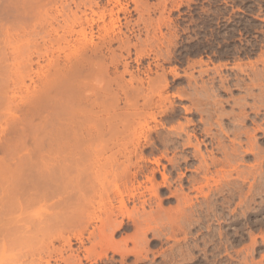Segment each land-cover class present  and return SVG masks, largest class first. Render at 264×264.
<instances>
[{
    "label": "rangeland",
    "instance_id": "rangeland-1",
    "mask_svg": "<svg viewBox=\"0 0 264 264\" xmlns=\"http://www.w3.org/2000/svg\"><path fill=\"white\" fill-rule=\"evenodd\" d=\"M11 1H13V2H11ZM11 1L0 0V85H1L0 86V89H1L0 90V104H1V106H0V115H1L0 116V166L2 165L0 167V169H1L0 170V182H2V184H4L3 181L6 182L5 180L9 176L13 177L16 175L14 178H17V179H19L21 177L20 180L25 179L26 180L25 183L26 182L30 183V184L27 183L28 185H31V187L29 186L30 188H32V186H34V187L37 186L35 188L36 193H34L35 191H33V193L35 194V197H37V196H39V195L36 196V194L39 192L38 189L41 190V188L43 189V187L44 188L47 187V186H43V187L40 186L41 185L40 182L43 183L42 185H44L45 184L44 182H47L45 179L49 180L51 178V176H53L54 179H53V177L50 179V180H52V181H50V184L48 183L49 181L47 182L48 183L47 185H49V187H47L48 192L45 189V191L48 194L49 193L51 194V195H48L50 200L48 197H46V201L44 200L46 202V204H45V202L41 200L42 198H40V201H42L43 203H40V201H39V204L37 202V205L35 203V208L33 206L32 211H31L32 215L34 214V212H38V211L39 212L44 211V214L47 215L48 212L45 210H42L43 208L45 209V208H47V206L50 207L51 206L50 204H52V203L53 204L59 203V200H60V204H62L63 202L65 203V200L64 201L62 200L63 202L61 201V199L63 198V195H64L63 199H67V198H65L66 194L69 196L71 195L70 197L69 196L68 197L72 198L73 194L76 196L80 193L77 190L82 188L81 186H80L81 188L80 187L78 188V186L81 184V183L79 184L78 182H80L81 179L82 180L84 179V182L81 181V182H83V184L85 183L84 186L87 183L90 186L91 185H93V186L98 185L97 184L98 181L95 180L96 179L95 177H92L90 179V177L93 175V174L89 175L91 173L92 169L91 168L88 169L87 165H91L90 167H92L95 165L94 163H96L97 165H95V166L97 168L99 167V169L101 168V166L102 167L107 166V168L104 167L105 169L102 168V170H104V171L107 170L106 171V172H108L107 176H111V175H109L110 169L108 170V168H110V166L108 164H110V165L113 164L115 168L117 167L116 169L120 168V170H118V171H121V169L123 170L119 173H123L124 172L123 168H126V167L128 168V166H129V164H126V163H128V161H126V160L128 159L129 154H130L131 158H129V160H130L129 162L131 164H130L129 168L128 169L126 168L127 170H125V172L123 173L124 176L120 175V177H122V178L119 177L120 178L119 179L117 177V175L115 173L116 169H114V168L112 169L113 166L111 165L112 166L111 167V169H112L111 173L113 171L112 174L116 175L114 177L119 179V180H117L118 182L112 176H111V179H113L115 182H110V181H113L110 179V177H109L110 181L107 180L108 177H107V179L105 178L106 173L104 171H101V169H100V172H102V173L100 174V176L103 174V178L102 177H100V178H102L103 181L106 180L104 182L106 184L108 182H110V185H109V183H108V185L110 186V189L113 191V193L110 194V192H108L110 189L108 190L109 186L107 185L105 188V189H107V191L105 193H108V194H106V197H104V198L106 199L108 196L111 195L116 201L115 202L112 197L111 198L109 197V199H112V203L114 201V205H116L115 203H117V201L119 199V197H117V195H116V192L120 193L119 189H121V192H123V191L125 192V196H130L133 194L134 195L136 194V197H138L139 195L141 197L143 196L141 199H140V197H138L140 200H138V198H136L135 196L126 197V198L130 199L128 202V201H126L128 199H126L125 196L122 195L124 198V201H125V207H126L125 209H128L126 211L127 212L129 211L131 213V217L136 216L135 215L136 212L138 215L136 217H139V216H142V217H140L141 219L140 218H137V219L133 218V220H132L133 222H130L128 220H131L132 218L129 216L130 219H128V217H127L129 212L127 213V215H125V213H124V215H125V218L123 215L124 219L122 217L120 218L118 216L117 218L122 219L123 222L121 220L117 219V221L122 222V226L119 228L120 230L117 228L118 230H115L114 231L115 233L114 232L112 233V241H113L114 246L112 245V248H109L110 250L112 249V251L111 252L107 251L109 249L105 250V249H103L105 247H102V246H101L102 249L101 248L98 249V247H97L98 250L96 249V252L94 253V255H92V253L90 254V257H89L90 260H88L89 263L92 260L91 264H119V263L121 264V262H122V264H135V263L136 264H264V105H263L264 104V102H263L264 91H262V90H264L263 89L264 88V75H263L264 74V0H118V1L117 0H94V1H92V0H46V1L45 0H32L33 2L31 0H27V1L26 0H24V1L19 0L21 3H19V1L16 2L15 0H11ZM116 1L118 4L116 3ZM25 2L29 6H27ZM22 3L27 7H24V5ZM39 3H41V4H39ZM48 4H50V5H48ZM59 4H61L60 5L61 8H60ZM16 5H19L20 7L19 6L17 7ZM35 5H37V6H35ZM40 5H42V6H40ZM15 8L17 9V13H16ZM19 8H20V10H19ZM37 8H38V10H37ZM18 10H19V12H18ZM25 10L27 12L29 11L31 13L27 14V12ZM34 11H36L37 14ZM57 11H59V13H61V14H59ZM22 12H24L27 15H25ZM20 13H22V14H20ZM91 13H94L95 15L91 14ZM102 13L104 16L101 15ZM32 14L34 16H32ZM56 14H58V15H56ZM51 15H52V17H51ZM14 17H15V19H14ZM75 17H77V18L79 17L82 22L78 19L79 25L78 26L76 25L73 28V30H75V31L77 30L78 32H81V31H79V29L83 28L85 33L86 32L90 33L89 31L92 30L90 33V35H92L91 41H93L94 44H97V45H95V47H92V45H93L92 44V45H90L91 48L87 49V48H89V45L85 46V44L83 43L82 45H83V47H86L85 48L86 51L84 49L82 50L83 47L81 46V42H79L82 39V37L80 38L81 35L78 34L76 36V35H74L76 32L73 33V31H72V34L70 36L69 33H71V32L68 33V31H69V29H67L68 27L66 28V26L65 27L63 26V25H66L65 22L67 21V19L71 20L72 18H74L73 20H76ZM63 18H65L64 19V20H66L65 22H64ZM85 18L88 21L93 20V22H94L92 24V27H89L90 29L87 27L88 25L86 24ZM12 19L14 21H12ZM114 19H116L117 22L115 21L116 27L112 31V32H114V34H113L111 32V29H109L110 25H109V27L107 25L110 24L109 23L110 20H114ZM66 23H68V22H66ZM69 23H70V21H69ZM71 23L68 25H71ZM17 25H19V26H17ZM61 25H62V27H64V30L62 29V31H61V29H59V27ZM15 26H17L16 29H15ZM79 26H81V27H79ZM12 27L14 28V30ZM19 27L20 28L22 27L21 28L22 30H20ZM51 27H52V29H51ZM65 28L67 29L66 31L68 34L66 33ZM103 28H105V31H107V29H109L110 33H108V31H107L106 35H109V37L112 40L110 38H108V36L105 35V31ZM55 30L57 32H55V34H54ZM16 31H18V32L16 33ZM119 31H120V33H119ZM63 32H65L66 35H65V33L63 34ZM87 33H86V35H88ZM62 34L64 35V37L67 36L66 38L69 39L68 41L70 42V44H69V42H67L66 38L64 41H66V43L69 45L70 50L66 46L67 44L65 45L64 42L59 41L61 39L63 40V38H64ZM43 39H44V41H43ZM108 39L112 41V42L110 41V44H109ZM51 40H52L51 43H53L52 45L50 43ZM55 40L57 42H59V44L56 43ZM72 40H73V42H72ZM53 41H55V42H53ZM76 41L79 43H77ZM81 41L85 42L84 39ZM56 44H58V45H56ZM57 47H59V48L60 47H63V48L67 47V48H65V50H63V48H60V51L61 50L62 51L58 52L57 50L59 48H57ZM31 48H32V51H31ZM74 48H75V50H74ZM76 48H77V50H78V48H80L79 50H81L82 52L85 51L83 54V57H82L83 61L80 60L81 56L79 57V55L77 54ZM54 49H56V50H54ZM71 49H73L74 51H71ZM68 50H69V52H68ZM139 51H141V52H139ZM64 52H66L65 54H68V53L70 54V52L71 53L73 52L74 57H72L73 55L71 56L72 58L66 57L67 55H65ZM82 52H78V53L81 54ZM69 54H68V56H70ZM44 55H46V56H44ZM62 55H65L64 56L65 58ZM75 55H76L77 59L75 58ZM27 56H28V58H27ZM88 56H89V58L91 57V59H90L92 61L91 63L89 62V58H87V60H85V58ZM55 58H57V60ZM50 59H51V61H50ZM66 59H68V61H66ZM12 60H14V61H12ZM77 61H79V62H77ZM55 62L57 64H55ZM86 62H88L89 64ZM73 63H74V66H73ZM79 63H81V64H79ZM53 64L56 66H54ZM84 64H85V68H84ZM103 64H104V66H103ZM9 65H11V66H9ZM38 66H40V67H38ZM51 66L54 67V70L52 69ZM78 66H80V67H78ZM102 67H104V68H102ZM68 68H70L71 70L70 69L68 70ZM75 68H77L78 70ZM74 69L76 71H74ZM102 69H104L102 72L104 73L105 76L101 72ZM88 70H89V73L92 72L94 75L92 76V74L91 75L87 74ZM96 70H97L98 74H97ZM72 72H73V74H72ZM75 72H76V74H75ZM84 72H85V74H84ZM100 72H101V74H100ZM260 72H262V73H260ZM57 73H61V74H57ZM79 73H80V75H78ZM52 74L55 76H52ZM70 74H72V76ZM49 75L51 77L48 80ZM66 75L69 77H67ZM86 75H88V77H89L87 79V81H89V82H87V83H86V78H87ZM255 75H258V76H255ZM82 76H83L84 80L82 79ZM163 76H164V78H163ZM92 77H93V79H92ZM258 77H259L260 83L257 81ZM255 78H257V79H255ZM53 79L56 82L53 81ZM161 79L162 80L165 79L164 81L166 82V85L163 84L164 82ZM3 80L5 81V83L8 80V83L5 84L3 82ZM148 80H150V81H148ZM50 81L53 83H50ZM58 81H60V82H58ZM64 81H66V82H64ZM77 81H79V82H77ZM158 81H161L162 83H158ZM152 82H154V83H152ZM249 82H251V83H249ZM256 82H258V83H256ZM81 83L82 84L84 83L83 86L85 84H87L86 86H88V87L92 86L96 90L99 89V91H97L99 93H97L96 90H94V92L97 94L93 98L91 96L92 93L89 91L88 88L86 90H88L90 92V94L88 91H87L88 92L87 93L85 89L81 90V86H82ZM150 83H152V84H150ZM155 83L156 84L158 83V86L163 84V86H161L162 88L166 87V88L162 89L163 91L160 90L161 89L160 86L156 87L157 91H158V92L156 91L158 96L155 95L156 92L152 94V91H151L154 89L151 87L155 86ZM252 83H253V85L256 83L259 86L254 85L255 86L254 87L252 85ZM2 84H5V85H2ZM61 84H62V86H61ZM117 84H118V86H117ZM260 84H261V86H260ZM19 85H20V87H19ZM43 85H44V87H43ZM49 85H52V86H49ZM83 86H82V88H83ZM119 86L121 89L119 88ZM60 87L64 90L62 91V89ZM67 87H69V88H67ZM106 87H108V88H106ZM133 87L135 89H133ZM58 88H60V89L58 90ZM76 88H77V90H76ZM158 88H159V90H158ZM2 89L3 90L7 89V90L3 91ZM41 90H43V91H41ZM75 90H76V92H75ZM101 90H102V92H101ZM120 90H122V91H120ZM31 91H38L39 94H38V92L36 93V92H31ZM148 91L151 93L149 94ZM52 92L54 93L55 97L52 94ZM68 92L70 93V96H69ZM130 92H132V93H130ZM153 92H154V90H153ZM34 93H36V96H34L35 95ZM67 93H68V95H67ZM72 93H73V96H72ZM112 93H113V95H112ZM123 93H125V94L123 95ZM158 93H160L161 96ZM249 93H250V96L248 95ZM47 94H48V96H47ZM80 94L82 95V98L79 97ZM151 94L153 96H151ZM259 94L262 96H260ZM45 95H46V97H45ZM63 95H64V97H63ZM87 95H90V97L88 96V100H86L84 97V96L87 97ZM97 95H99V96H97ZM133 95H135L136 97H134ZM114 96H116L117 99H115ZM162 96L164 99L161 98V100H160L159 97H162ZM164 96H166V97H164ZM31 97H33V100ZM74 97H75V99H74ZM83 97L87 102L92 101L91 99H93L92 102H94V99L96 98L94 103L91 102V105L93 107L92 109L88 108L87 105H86V107H84L85 104H87V102L83 103L84 102ZM127 97H130V98L133 97V98H132V100L129 98L130 99V102H129ZM167 97H168V99L165 100V98H167ZM125 98H127V99H125ZM42 99H44V101H42ZM49 99H51V100H49ZM71 99H73V100L69 101ZM148 99H149L150 103L148 102ZM258 99L261 101L258 102ZM75 100H77V101H75ZM111 100L113 101V103H115L114 105H112L113 107H109V105L111 106V102H112ZM2 101H3V103H5L6 101H8V102H6L5 104H2ZM131 101L134 102L132 107H131V105H129L130 103L132 104ZM165 101H167V102H165ZM10 102H11V104H10ZM62 102H64V103H62ZM261 102H263V103H261ZM26 103L28 105H26ZM41 103L44 105H42ZM48 103H49V105H48ZM97 103H98V105H97ZM105 103H106V105H105ZM59 104L60 105L64 104V105L60 106ZM79 104H80V106H78ZM101 104H102V106H101ZM169 104L171 106H169ZM244 104H245V106L246 105L247 106L245 107ZM254 104L257 105V107L251 106ZM159 105H161V106H159ZM258 105H261L260 107L261 108L263 107V108L261 109L260 107H258ZM5 106H7V107H5ZM28 106L31 108V111H29L30 108ZM81 106H83V108H88L87 111L93 110L92 114L90 112H88L92 116L91 115L89 116V114H86L87 112L85 114H86V117L87 116L89 118L92 117V119H94V121L92 120V122H88V120L83 119L82 116H81L82 119L80 117L79 118L81 120H85L86 121L85 124L81 125V123H79L81 120L76 121L77 119H79V118H77V115L78 116L80 115L79 112H81V110L84 114V110L82 109ZM147 106H149V107H147ZM241 106H242L243 110L241 109ZM62 107H64V109ZM77 107H79L80 110ZM101 107H103V109ZM252 107L253 108L255 107L256 109L255 108L253 109ZM73 108L75 111L73 110ZM259 108H260V110H258ZM37 109H39V110H37ZM40 109H42V110H40ZM52 109H54V110H52ZM68 109L70 110V112H68V113H70V115L72 117H70L69 114L67 113ZM56 110H57V112H56ZM256 110L259 112V114L257 113ZM52 111H54V112L52 113ZM100 111L101 112L103 111V112L101 113ZM250 111H251V113H250ZM252 111H253V113H252ZM23 112L25 115L23 114ZM58 112H60V113H58ZM61 112H62V114H61ZM254 112H256V114ZM48 113H49V115H48ZM95 113L99 114L100 116L96 115ZM152 113H153V116L155 117L154 123L152 122L153 120H151V118L148 119L147 118L148 116L145 115V114L151 115ZM154 113H155V115H154ZM261 113H263V114H261ZM20 114H21V116H20ZM32 115H34L33 116L34 118L32 117ZM143 115L146 117H144ZM244 115L247 117H245ZM44 116H46V117H44ZM62 117H63V119H62L63 121L60 119ZM74 117H75V121H76V123H74V125H75V127L78 126L77 127L78 129L75 127H74L75 128L74 129L73 125H71L69 123L70 118H71V121H73ZM143 117L145 118V122L148 124L144 123V125H142V123L144 122ZM98 118H100V119H98ZM103 118H105V119H103ZM22 119H24V120H22ZM95 119H97V121ZM132 119H133V121H131ZM27 120L29 121V123ZM65 120L69 121V122H67V124L68 123L70 124L69 126L65 123ZM98 120H100V121L102 120V121L100 122ZM105 120H106V122H105ZM89 121H91V119ZM125 121H126V124H125ZM47 122H49V123L47 124ZM77 122L79 125H77ZM83 122L84 121H82V123ZM93 122H94V125H95V123H96V125L98 123L97 126H99L101 124V126H99L100 128L97 127L96 125L92 126ZM36 123L39 125H37ZM58 123H60V124H58ZM114 123L115 124L117 123L118 126H117V124L114 125ZM140 123L142 126H145V128H142ZM9 124H11V125H9ZM132 124H133V126H132ZM138 124H139V126H138ZM58 125H61V126H58ZM64 125H65V127H63V129H62L61 127ZM21 126H23V127H21ZM24 126H26V127H24ZM70 126H72L74 131H76V132L79 131L78 134L81 136H84V135H82V134H84L83 129L84 130L88 129L87 127H89V129H90V127L93 128V129H90V131L91 130L92 131L91 132L89 131V132L94 134V135L98 133L97 136H101L100 138L98 137V139L101 142L100 144H102V145L104 144L105 149H107V147H108L109 150L107 149L106 152L103 151L104 154L102 152V154L100 155L101 158L99 156L97 158V160L93 154H92L93 156L91 154H87L88 156L91 155L89 157V159H88V156H87V158H84L86 156L85 153H90V151L86 152L85 149L86 150H90V149L88 148V146H86V144L84 145V146H86V148L84 149L85 152H83V150H82L84 148L82 145L78 144L79 146H82V148L78 147V146L76 147L77 143H75L76 145L73 146L74 142H76L77 140L79 141V138L81 136L79 137L78 134H77L78 136H75V137L72 135L69 136L70 134H68V133H71V131H72V133H74L73 129H70ZM82 126L85 128H81ZM114 126L117 128H115ZM128 126H129V128H128ZM33 127L36 128L37 131H35V129H33ZM132 127H135V128L138 127L137 129H135L137 131L134 130L135 133H137L139 131L141 132V130H142V133L139 135V136L142 135V137L138 138V133H137V136H136V134L134 135L136 138L135 139L132 138L133 140L131 139L132 140V142H131V140H130L131 137L129 136L130 134H128V133L130 131L131 132L133 131ZM139 127H141V129H139ZM18 128H21V129H18ZM50 128L51 129L53 128V129L51 130ZM67 128H68V130H66ZM149 128H151V129H149ZM9 129H10V132H9ZM41 129H43V130H41ZM94 129L96 131H97V129L100 130L103 134L100 131H98L96 133V131ZM255 129H257V130H255ZM44 130L46 133H44ZM69 130H71V131H69ZM123 130H124V132H123ZM148 130H149V132H148ZM15 131H16V133H15ZM57 131H59L60 134L57 133ZM67 131H69V132H67ZM82 131H83V133L80 134V132H82ZM113 131H115L117 133V135H119V134L120 135L116 136L115 132L113 133ZM51 132H53V133H51ZM20 133H22V135ZM111 133H112V136H111ZM56 134H59L60 137L64 136L67 139L69 137V140H68L69 143L66 141H65L66 142L65 143L63 141V139H60V137L57 136ZM143 134H145V136ZM55 135H56V138H55ZM74 135H76V134L74 133ZM250 135L252 137H250ZM14 136L16 138H14ZM110 137H112V138H110ZM19 138L21 140H19ZM46 138H47V140H46ZM75 138H76V140H75ZM137 138H138V143H136ZM50 139H51V141H50ZM58 139L63 141V144L65 143L66 145L65 144L64 145L66 147L63 146V144H61L62 142L59 141ZM70 139L74 140V142L72 143ZM101 139H104V141ZM10 140H11V142H8L10 144V147H9V144H7V141H10ZM16 140H17V142H15ZM18 140H19V142H18ZM52 140H54L53 141L54 144L57 141H59V142H57L56 145H53ZM105 140H107V141H105ZM118 140H120V141H118ZM144 140H146V141H144ZM46 141H48V143ZM128 141L130 142V144L133 147H135V151H134V148L131 147V145H129ZM139 141H140V143H139ZM12 142L14 144H16V146ZM22 142L23 143L25 142V143L23 144ZM49 142H51V143H49ZM188 142L190 143V145L188 144ZM250 142H252V143H250ZM40 143H41L42 147H41ZM123 143H125V144H123ZM133 143H136V144L133 145ZM20 144H21V146H20ZM248 144H252L251 147H253L252 149H254V150H252L251 147H250V149L252 151L250 149H248L250 146ZM125 145H127V146H125ZM136 145L138 146L137 148H136ZM36 146L40 147V149H41V150L39 149L40 151H43V148H44V151L40 152L39 154H38V152H36V155H34L35 149L38 150ZM46 146H47V148H46ZM52 146H53V148H52ZM67 146H69V147L67 148ZM128 146L130 148H127ZM191 146H194L195 147L194 149H196V147L198 148L197 149V150H199L198 152L201 153L198 156L200 157L202 155L203 157H201V158H203L204 161L207 163L206 165L204 163L202 164L207 169V170L205 169V171H207L206 173H204V167L200 165L201 163L199 164V162H201V161L203 162V160L199 159L198 156L195 157L197 154L196 153L197 151L194 150L193 147H191ZM7 147H8V149H7ZM19 147H22L23 149H21ZM57 147L59 148V150ZM60 147H61V151L62 150L65 151L64 154H63V151L62 152L60 151ZM72 147H74V148H72ZM122 147L125 149H123ZM233 147H235V148H233ZM79 148L81 149V152H80ZM121 148L123 149V151ZM131 148L134 152L131 150ZM48 149L49 150L51 149V151H50L51 155H50V152L48 153V151H49ZM69 149L72 151V152L71 151L70 152L73 155L69 154L70 153L68 151ZM72 149H74V150H72ZM77 149H79V150L77 151ZM247 149L252 154L251 153L249 154V151ZM8 150H10V152ZM32 150H34L33 151L34 154L32 153ZM66 150H67V153L69 154L68 156H67ZM117 150H118V152L116 153ZM126 150L127 151L130 150L132 154L129 153L127 155ZM139 150H140V152H139ZM245 150H247L248 153L247 152L244 153ZM4 151L6 153L8 152L9 154L8 153L5 154ZM11 151L14 155H12ZM30 151H31V154L29 155V153H27V152H30ZM46 151H47V153H46ZM56 151L57 152L59 151V152L57 153ZM119 151H122L123 153L122 152L120 153ZM253 151H254V153H253ZM79 152L80 153L83 152L84 155H83V153L80 154ZM10 153H11V155H10ZM76 153H78V156ZM193 153H195V154H193ZM15 154H17V155H15ZM37 154H38V156H37ZM65 154H66L67 158L69 157L68 159L71 158V160H69V163H66L67 161L66 162L64 161L66 159ZM21 155H23V156L21 157ZM26 155H28L30 157V159H29L30 164L32 163L31 161H33V160L36 161V162L33 161L34 165L36 163L38 164L39 160H41L40 163L42 164V162L45 160V157L48 158V161H47V159H46V161H47V164L49 165V163L51 162V161H49V159H52L53 164L55 163V170H56L55 175L56 176L54 174H52V175L48 174V171H46L48 167L46 168L47 164L45 162L43 164H45L46 166L42 165V167H41V164L39 163L40 166L38 165V167H41V168L45 167V169H46L45 171L47 172L48 175H50V177L45 173V171L40 170L41 168H39V170H38V167H36V165H35V168H33V166H31L30 164H27L29 160L27 158L28 156H26ZM32 155H34V156H32ZM44 155H46V156H44ZM103 155H105L106 157ZM107 155H108V157H107ZM113 155H115V156L113 157ZM110 156H111V158H110ZM24 157H25L24 160H26L27 162L26 161L24 162V160H22V158H24ZM63 157H64V159H63ZM41 158L42 159L44 158L43 161ZM55 158H56V160H55L56 162L54 161ZM61 158L63 159L62 163L65 162L66 165L69 164L71 167L74 166L75 169L72 168L71 170H68V168H67V170H68V171L66 170L67 172L63 171V169H61L64 173L57 171L60 167L59 164L61 163L60 162L62 160ZM103 158H105V159H103ZM112 158H114V160H117V161H115V163L112 162L111 161ZM184 158H186V160ZM72 159H74V160H72ZM226 159H227V161H226ZM18 160L23 161L24 163L19 162ZM76 160L78 163L74 162L75 164L72 165L73 163L71 164V161L73 162ZM104 160H105V162H104ZM199 160H201V161H199ZM57 161H59V163H57ZM85 162H87L88 164ZM90 162H91V164H90ZM154 162H155V164H154ZM212 162H213V164H212ZM56 163L58 164V166ZM62 163L60 164L61 166H62ZM79 163H80V165H79ZM15 164L18 165V166H16L18 168H16L17 172H15L13 175L12 174L13 172L10 171V169L12 170V167L14 168ZM20 164H21V166H20ZM51 164L52 163H50V166H51ZM105 164H107V165H105ZM115 164L118 166H116ZM64 165L65 164H63L62 168L64 167ZM207 165L210 167H208ZM10 166H11V168H9ZM70 166H69V168H70ZM79 166L81 168H83L84 170L86 168L87 171L89 172V173H86V172L84 173V171H83L82 175L88 174L89 176L84 175L83 176L84 178H80V176H82V175H80L79 173H80V170L82 171L83 169H80ZM95 166L92 168H95ZM2 167H4V168H2ZM19 167H21V168H19ZM52 167L54 168V165ZM66 167H68V166H66ZM199 167H203L202 168L203 170L201 168L199 169ZM53 168L51 169V170H53V172L50 171L51 173H54ZM29 169H32V171L34 173H35L36 169L39 172L43 171L44 173L43 172L42 173L45 174V176H46V178L44 179L45 181L43 180L42 175L39 174V172L37 170H36V173L35 174L33 173V175L31 176V173H30L31 170L29 171ZM48 169L50 170V168H48ZM140 169H142V170H140ZM194 169L197 172H195ZM14 170H15V168L13 169V171ZM22 170H24V171H22ZM27 170H28V172H27ZM73 170H75L76 172L75 171L73 172ZM69 171H70V173H72V175L68 173ZM118 171H117V174H118ZM126 171H127V173H126ZM4 172H8V173H4ZM248 172L250 175L248 174ZM2 173H4V174H2ZM65 173H66V176L62 177L63 175H65ZM75 173H77V175H79V176H77V175L75 176ZM6 174L9 175V176L7 175V178H6ZM21 174H22V176H21ZM26 174H28V175L30 174L31 177L27 175L29 179L31 178L33 180L34 177H35V179L33 181L32 180L28 181ZM36 174H37V176H35ZM256 174H258V175H256ZM67 175H69V178L71 180L68 178ZM125 175H127V176H125ZM72 176H74L76 178L73 179ZM47 177H49V179ZM55 177H57V180L59 179L61 181L56 182L57 180ZM150 177H152L151 180H150ZM153 177H154V180H153ZM14 178H12V180ZM39 178L40 179L42 178V180H39ZM64 178H66V179H64ZM148 178H149V182L147 181ZM204 178H208V181H207V179L205 180ZM3 179H5V180H3ZM10 179H11V177H10ZM36 179H38V181H37L38 183H36ZM91 180H93V181L95 180L96 181L95 184H91L93 182ZM14 181H16V180H14ZM17 181H19V180H17ZM65 181H69V183H67ZM205 181H207V184ZM19 182H17V183L14 182L13 185L12 184L11 185L15 187L16 184L18 185ZM23 182L21 184L26 186V184ZM52 182H55V184L58 183L57 185L59 188ZM63 182H65V183H63ZM150 182H151V185H153V188H154V184L156 185V192L154 191L155 189L154 190L151 189L156 194H154L152 191L149 192L150 186L148 183H150ZM60 183H62L64 185V188H62L63 185ZM75 183H77V184H75ZM2 184L0 183V186H2ZM21 184H20V186H21ZM83 184H81V185H83ZM138 184H140L141 186H139ZM38 185L41 188L38 187ZM59 185L61 186V188ZM116 185H118V186H116ZM131 185H135V187L133 188L132 191L134 192L135 190H137L139 192V194L137 191L132 193L131 190H129ZM157 185H158V187H157ZM8 186L9 185L7 184V187ZM20 186H19V188H20ZM66 186H67V188H66ZM90 186H88V187L92 188ZM124 186L129 187V188L126 189V187H125L124 190L122 191V188ZM144 186L146 187V189L143 188ZM14 187L11 189H14ZM34 187L32 189H30L31 193L27 190L28 193H30L29 196L32 195V190L34 189ZM54 187H55V189H58V191H56L54 189ZM88 187H87V189H86V187H83V188L89 191ZM132 187H131V189H132ZM199 187H201V189H200V191L197 192L196 189L199 190ZM27 188H28V186H27ZM70 188H71V191H70ZM140 188L143 191L140 190ZM20 189H22V188H20ZM20 189H18V192L20 191L19 194H21ZM23 189H24L23 193H25V196H26V194H27L25 191L26 187ZM52 189L55 191H53ZM60 189H63L64 191L60 190ZM96 189H95L96 190L95 192L97 193L98 188L96 187ZM116 189H118V190H116ZM37 190H38V192H37ZM86 190H84L85 193L87 192ZM127 190H129V191L126 195ZM10 191H13V190H10ZM43 191H44V189H43ZM61 191L63 193H61ZM91 191L92 190L90 189L89 194H91ZM14 192H17V190ZM57 192H59V193H57ZM65 192H66V194H65ZM124 192H123V194H124ZM23 193H22V195H24ZM44 193L43 194L41 193V194L44 195ZM96 193L93 192V194H96ZM141 193H143V194H141ZM46 194L44 196H46ZM58 194H60L61 196ZM89 194H87V195H89ZM112 194H114L115 196H113ZM128 194H130V195H128ZM169 194H172V195H169ZM27 196H28V194H27ZM32 196H34V195H32ZM52 196H53V198H52ZM56 196H58V197H56ZM75 196H74V198L77 199L76 197H78V196H76V197ZM89 196L91 197L92 195H89ZM41 197H43V196H41ZM23 198H25V197L23 196ZM96 198H94V200H96ZM131 198H133V199H131ZM47 199H48V201H47ZM75 199H71V203H73L71 205L75 206V207L67 206V203H69L68 202L69 200L67 201V203L63 207L67 206V208H71V209L75 208L77 210L79 208L77 206L80 204L79 203L80 201L76 202V204H77L76 205L74 203L76 201ZM72 200H73V202H72ZM97 200H99V197ZM187 200H188V205L186 204ZM77 201H78V199H77ZM143 201H144V203L146 202L145 203L146 205L144 203H142ZM140 202L142 205H144L143 207H141L142 205L139 204ZM105 203L107 204L108 201ZM126 204H127V206H126ZM57 205H59V204H57ZM62 205H61L60 209L63 208ZM58 208H59V206H58ZM58 208L56 207V211H58L57 210ZM87 208H89V207H87ZM142 209H144V210H142ZM40 210H42V211H40ZM62 211H60V212H62ZM74 211H73V213L76 214V215H74L75 218L73 217L72 212L67 211V213H69V214L71 213L70 215H72V218L75 219V220L73 219V221H75V222H72L71 221L72 219H70V222L72 224L73 223H75V224L79 223L80 224L79 218H80L81 214H79L78 210L75 212ZM158 211L160 213H158ZM65 214H66V212L64 213V215ZM143 215L145 216L144 219H143V217H144ZM65 216H67V215H65ZM99 216H100L99 218L102 219L104 215L102 217H101V215H99ZM126 217L128 220H126ZM170 217H171V219H170ZM69 218H71V216ZM146 218L148 220H147V222L145 221L144 227L148 228L150 226L149 228L150 229L152 228L151 231L149 228H148L149 230L146 228L148 233H147V231H145V233H146L145 236L143 234H141V235H143L142 236L143 240L146 243L143 242L142 238H140L141 239V241H140V239L135 240L136 238L133 237L135 242L137 241L136 244L139 243V245H137L136 247L140 246V249L143 250L142 251L143 254L139 249L137 250V248L135 247L136 244L134 242L133 243L135 245L130 244V242L132 243V241L128 240L129 242H127V244L125 246L122 245V249H125V247H126L125 252H127V250L129 251L130 248L133 249V251H131V249H130V252L126 253V255L128 254L127 258H125L124 256L122 257L120 255L121 254L120 252L122 250V249L120 250L121 243L119 244V242L117 243V241H119L121 239L120 240V242H121L122 238L124 236L125 237L123 239H125L126 237L128 238L129 236L131 239V233H132L131 231H134L135 226L138 225L136 220L140 219L143 221ZM172 219L174 221H172ZM140 220H138V222ZM70 222L68 221L69 224L67 223L68 224V225H66L67 228H68V226L71 225ZM134 222L136 223V225L134 224ZM94 223H96V221L93 223L90 222V226L93 225ZM99 223L100 222L98 221V223L93 225L92 228H94ZM143 223H144V221H143ZM75 224H73L72 226L74 227ZM79 224L74 227L75 230L72 229L73 228L72 226L69 227L68 230L66 228H65L66 230H64L66 232L68 231L67 232V234L69 233L68 235H70V233L73 235V237H72V235L70 236V238L72 237L71 238L72 239L71 240V246H70L71 250L68 251L67 246L63 247L62 240L57 239L58 241H56V240L53 241V248L55 249V253H54V251H52V253L50 254V257H51L50 264H62L63 260L66 261V259L67 260L69 259V257H67L66 255L69 256L70 253L73 254V256H76L75 254H77L78 256L80 255L81 257H82V255L85 256V254L83 253V252H85V251H83L85 249H83L82 247L84 246L87 248L91 245L92 241H90V240L95 241L96 239H98V235L96 238L95 234H93L94 237L93 236L92 237L94 239H92L90 234H92L94 231H96V229H94V231L92 232L91 227L88 226L86 230H88V229L89 230L88 231L85 230V231L90 233V234L88 235V234H86V232H84L82 234V236L87 235V238L83 239V237H82V239L85 243L83 242V245L81 247V245H79L80 243L78 241H76V242L74 241V239H75L74 236H75L76 232L78 234L79 233L78 231H80L78 229L81 228V227L79 228ZM130 224H131V226H130ZM139 224L141 225L142 222H139ZM62 227H64V225ZM96 227L98 228V226H96ZM99 227H101V226H99ZM127 227H128V229H127ZM138 227H139V225H138ZM138 227H136V229H135L136 231H139ZM141 227L143 228V225H141ZM142 228H141V230L143 232V229L145 230V228H143V229ZM76 229H77V231H76ZM98 229L99 230H97V231H100L101 228H98ZM107 229L108 230H105V231H107L109 233H110V231H112V228L110 231H109L110 228H107ZM69 230H70V232H69ZM121 230H123L122 231L123 233L121 232ZM141 230H140V232H141ZM152 230H154V231H152ZM89 231H91L92 233ZM117 231H119V232H117ZM129 231H130V233H128V234H130L129 236H127L128 234L124 235L125 233H127ZM66 232H64V233H66ZM67 234H65V235L67 236ZM122 235H124V236H122ZM136 235L141 237L140 233H137L134 236H136ZM90 237H91V239H90ZM144 237L146 238V240L144 239ZM168 237H170V238L168 239ZM88 238L90 240L85 241ZM137 238H139V237H137ZM113 239L115 241H116V239H118V240L115 243ZM138 240L142 243H145L144 246H143V244L138 242ZM88 241H90L89 242L90 245H89ZM35 243L36 242H33L34 247L32 246L31 248L34 249V248L39 247L38 244L36 245ZM31 245H32V243H31ZM35 245L38 247H35ZM127 245H128V248H127ZM142 246H143V248H142ZM20 247H21V249L23 248L22 251L20 249L18 250V248H20ZM20 247H16L17 249L15 248L16 249L15 252H14V250L12 251L14 254V256L12 254V258L15 256L17 258H19L21 256L20 254L21 253L23 254V252L26 251L25 250L26 247L24 248L23 245H21ZM77 247H79V248H77ZM58 248H60V250H61V248L64 249V251H61V254H59L57 252L61 256L57 255V253H56ZM116 248H119V249H117L118 252H117V250H115ZM76 249H83V250L77 251ZM101 250L103 252H104V250L106 252H108V253H106V252L104 253V254H106L105 255L106 257H104ZM134 250H137V251H134ZM98 251H100V253L97 255H100V254H102V255L100 256L101 259L97 258L98 259L97 260L94 258H95L96 253H98ZM116 252H117V254H119V253L120 254L117 255V254H115ZM131 252L137 253V255L141 254V256H138V258H142V260L138 259L137 255H135L133 253V256L135 255L137 258L136 260L140 261L139 263L138 262L134 263L133 259L135 257L133 258L132 254L130 255ZM81 253H83V254L81 255ZM54 254H56V255H54ZM144 254H146V255L144 256ZM7 255L8 254L5 255L6 258H4V259H7V258L12 259L9 256L7 257ZM45 256H43L44 259L47 258V255H45ZM73 256L71 255V257H73ZM91 256H94V257L91 259ZM119 256H121L125 262L123 261V259H121V261H120ZM129 256H131V257H129ZM71 257H70V259H71ZM104 258H107V259H104ZM54 259H56L55 260L56 262L53 261ZM60 260H62V261H60ZM93 260H95L94 263H93ZM107 260H108V262H107ZM88 261L87 260L85 261V259H84V260H82V262H83L82 264H89ZM103 261H104V263H103ZM70 262H73V261H70ZM71 264H73V263H71Z\"/></svg>",
    "mask_w": 264,
    "mask_h": 264
},
{
    "label": "bare ground",
    "instance_id": "bare-ground-1",
    "mask_svg": "<svg viewBox=\"0 0 264 264\" xmlns=\"http://www.w3.org/2000/svg\"><path fill=\"white\" fill-rule=\"evenodd\" d=\"M9 1H11V0H9ZM15 1L17 2V1H19V0H15ZM21 1H22V0H21ZM23 1H24V0H23ZM26 1H27V0H26ZM31 1H32V0H31ZM45 1H46V0H45ZM92 1H94V0H92ZM117 1H118V0H117ZM117 1H116V3H117ZM11 2H13V1H11ZM11 2H10V3H11ZM32 2H33V1H32ZM8 3H9V2H8ZM14 3H15V2H14ZM19 3H21V2L19 1ZM25 3H26V2H25ZM137 3H138V2H137ZM12 4H13V3H12ZM16 4H17V3H16ZM22 4H23V3H22ZM22 4H21V5H22ZM31 4H32V3H31ZM31 4H30V5H31ZM39 4H41V3H39ZM74 4H75V3H74ZM89 4H90V3H89ZM95 4H96V3H95ZM117 4H118V3H117ZM172 4H173V3H172ZM23 5H24V4H23ZM26 5L29 6L27 3H26ZM32 5H33V4H32ZM48 5H50V4H48ZM60 5H61V4H59V6H60ZM62 5H63V4H62ZM16 6L18 7L19 5H16ZM27 6L24 5V7H27ZM35 6H37V5H35ZM35 6H34V7H35ZM40 6H42V5H40ZM89 6H90V5H89ZM141 6H142V5H141ZM159 6H160V5H159ZM19 7H20V6H19ZM22 8H23V7H22ZM32 8H33V7H32ZM32 8H31V9H32ZM60 8H61V6H60ZM76 8H77V7H76ZM142 8H143V7H142ZM23 9H24V8H23ZM28 9H29V8H28ZM66 9H67V8H66ZM78 9H79V8H78ZM15 10H16V13H17V9H16V8H15ZM19 10H20V8H19ZM19 10H18V12H19ZM21 10H22V9H21ZM26 10H27V9H26ZM26 10H25V11H26ZM29 10H30V9H29ZM37 10H38V8H37ZM22 11H23V10H22ZM30 11H31V10H30ZM90 11H91V10H90ZM124 11H125V10H124ZM14 12H15V11H14ZM26 12H27V11H26ZM34 12H36V11H34ZM57 12L59 13V11H57ZM69 12H70V11H69ZM92 12H93V11H92ZM141 12H142V11H141ZM22 13H24V12H22ZM22 13H20V14H22ZM30 13H31V12H29V11L27 12V14H30ZM111 13H112V12H111ZM18 14H19V13H18ZM24 14H25V13H24ZM27 14H25V15H27ZM33 14H34V13H33ZM33 14H32V16H34ZM36 14H37V12H36ZM38 14H39V13H38ZM59 14H61V13H59ZM72 14H73V13H72ZM91 14H94V13H91ZM16 15H17V14H16ZM41 15H42V14H41ZM41 15H40V16H41ZM56 15H58V14H56ZM63 15H64V14H63ZM94 15H95V14H94ZM101 15L104 16L103 13H102ZM101 15H100V16H101ZM18 16H19V15H18ZM23 16H24V15H23ZM38 16H39V15H38ZM60 16H61V15H60ZM97 16H98V15H97ZM51 17H52V15H51ZM53 17H54V16H53ZM72 17H73V16H72ZM12 18H13V17H12ZM67 18H68V17H67ZM67 18H66V19H67ZM99 18H100V17H99ZM101 18H102V17H101ZM14 19H15V17H14ZM46 19H47V18H46ZM64 19H65V18H63V20H64ZM73 19H74V18L71 19L72 21H71V20H68V19H67V21L64 20V22H65V21L68 22V23L65 22L66 25H63V26H64V27L66 26V28L68 27V28H67V29H69L68 33L71 32V33H69V35L71 36L72 31H73V33L76 32L74 35H76V36H77L78 34L81 35V36H80V38L82 37L81 40L84 39V41H85V42H83V41H81V40L79 41V42H81V46H82V47H83V45H82L83 43L85 44V46H86V45H89V48H87V49H90V48H91L90 45H92V44H93L92 47H95V45H97V44H94V42L91 41L92 35H90V33H91L92 30L89 31L90 33H87V32H86L88 35H86V33H85V31H84L83 28H82V29L80 28L81 30L79 29V31H81V32H78L77 30H76V31L73 30V28H74L76 25H77V26L79 25V22H78V21L80 20V18H79V17H78V18L75 17L76 20H73ZM78 19H79V20H78ZM90 19H91V18H90ZM85 20H86V24L88 25L87 27H88V28H89V27H92V24L94 23L93 20L88 21L86 18H85ZM99 20H100V19H99ZM102 20H103V19H102ZM102 20H101V21H102ZM12 21H14V20L12 19ZM69 21H70V23L72 22L71 25H68V24H70ZM80 21H81V20H80ZM115 21L117 22L116 19H114V20H110V22H109L110 24L107 25L108 27H109V25H110V28H109V29H111V32H112V31L114 30V28L116 27V26H115V24H116ZM62 22H63V21H62ZM81 22H82V21H81ZM81 22H80V23H81ZM44 23H45V22H44ZM83 23H84V22H83ZM18 24H19V23H18ZM21 25H22V24H21ZM67 25H68V26H67ZM80 25H81V24H80ZM17 26H19V25H17ZM17 26H15V29L17 28ZM49 26H50V25H49ZM61 27H62V25L59 27V29H61V31H62V29L64 30V27H62V28H61ZM79 27H81V26H79ZM105 27H106V26H105ZM150 27H151V26H150ZM12 28H13V27H12ZM19 28H20V27H19ZM21 28H22V27H21ZM21 28H20V30H22ZM66 28H65V31L67 30ZM84 28H85V27H84ZM106 28H107V27H106ZM51 29H52V27H51ZM59 29H58V30H59ZM89 29H90V28H89ZM91 29H92V28H91ZM103 29H104V31H105V28H103ZM109 29H107L108 33H110ZM13 30H14V28H13ZM17 30H18V29H17ZM107 31H105V35L107 34V33H106ZM146 31H147V30H146ZM17 32H18V31H16V33H17ZM21 32H22V31H21ZM55 32H57V31L55 30V31H54V34H55ZM77 32H78V33H77ZM51 33H52V32H51ZM64 33H65V32H63V34H64ZM66 33H67V31H66ZM66 33H65V35H66ZM68 33H67V34H68ZM80 33H81V34H80ZM112 33L114 34V32H112ZM119 33H120V31H119ZM63 34H62V35H63ZM32 35H33V34H32ZM60 35H61V34H60ZM69 35H68V36H69ZM89 35H90V36H89ZM86 36H87V37H86ZM88 36H89L90 38H89ZM106 36H108V38H110L109 35H106ZM13 37H14V36H13ZM63 37H64V35H63ZM63 37H62V38H63ZM66 37H67V36H66ZM66 37H64L63 40L61 39V40H59V41H60V42H61V41L64 42V44L66 45L67 43H66V41H64ZM78 37H79V36H78ZM16 38H17V37H16ZM33 38H34V37H33ZM39 38H40V37H39ZM54 38H55V37H54ZM73 38H74V37H73ZM87 38H88V39H87ZM40 39H41V38H40ZM40 39H39V40H40ZM66 39H67V38H66ZM110 39H111V38H110ZM118 39H119V38H118ZM15 40H16V39H15ZM68 40H69V39H67V42H69ZM108 40H109V39H108ZM111 40H112V39H111ZM111 40H109V44H110V41H111ZM43 41H44V39H43ZM47 41H48V40H47ZM55 41H56V40H55ZM55 41H53V42H55ZM77 41H78V40H77ZM77 41H76V42H77ZM36 42H37V41H36ZM51 42H52V40L50 41V43H51ZM72 42H73V40H72ZM79 42H77V43H79ZM92 42H93V43H92ZM111 42H112V41H111ZM56 43L59 44V42H57V41H56ZM119 43H120V42H119ZM147 43H148V42H147ZM13 44H14V43H13ZM13 44H12V45H13ZM52 44H53V43H51V45H52ZM58 44H56V45H58ZM69 44H70V42H69ZM72 44H73V43H72ZM120 44H121V43H120ZM36 45H37V44H36ZM36 45H35V46H36ZM65 45H64V46H65ZM79 45H80V44H79ZM147 45H148V44H147ZM35 46H34V47H35ZM46 46H47V45H46ZM66 46H67L68 49H69V45L67 44ZM76 46H77V45H76ZM81 46H80V47H81ZM125 46H126V45H125ZM149 46H150V45H149ZM151 46H152V45H151ZM37 47H38V46H37ZM51 47H52V46H51ZM67 47H64V48H63V47H60V48H63V50H65V48H67ZM72 47H73V46H72ZM72 47H71V48H72ZM39 48H40V47H39ZM42 48H43V47H42ZM45 48H46V47H45ZM52 48H53V47H52ZM57 48H59V47H57ZM60 48L57 50L58 52L60 51ZM85 48H86V47H83L82 50H83V49L85 50ZM79 49H80V48H78V50H77V48H76V51H77V54L79 55V57L81 56V58H82V57H83V54H84V52H85L86 50H85L84 52H82V51L79 50ZM37 50H38V49H37ZM52 50H53V49H52ZM54 50H56V49H54ZM69 50H70V49H69ZM69 50H68V52H69ZM74 50H75V48H74ZM74 50L71 49V51H74ZM13 51H14V50H13ZM31 51H32V48H31ZM61 51H62V50H61ZM61 51H60V52H61ZM38 52H39V51H38ZM50 52H51V51H50ZM58 52H57V53H58ZM78 52H82V53H81L82 55H81L80 53H78ZM92 52H93V51H92ZM139 52H141V51H139ZM34 53H35V52H34ZM39 53H40V52H39ZM45 53H46V52H45ZM52 53H53V52H52ZM62 53H63V52H62ZM65 53H66V52H64V54H65ZM74 53H75V52H74ZM93 53H94V52H93ZM93 53H92V54H93ZM27 54H28V53H27ZM35 54H36V53H35ZM68 54H69V53H68ZM68 54H65V55H67L66 57H69V58H70V57L73 55V52H72V53L70 52V54H69L70 56H68ZM77 54H76V55H77ZM5 55H6V54H5ZM32 55H33V54H32ZM42 55H43V54H42ZM42 55H41V56H42ZM57 55H58V54H57ZM57 55H56V56H57ZM65 55H62V56L64 57ZM76 55H75V58H76ZM85 55H86V54H85ZM44 56H46V55H44ZM49 56H50V55H49ZM53 56H54V55H53ZM58 56H59V55H58ZM60 56H61V55H60ZM139 56H140V55H139ZM1 57H2V56H1ZM4 57H5V56H4ZM72 57H74V55H73ZM72 57H71V58H72ZM79 57H78V58H79ZM6 58H7V57H6ZM27 58H28V56H27ZM64 58H65V57H64ZM69 58H68V59H69ZM81 58H80V60L83 61V58H82V59H81ZM84 58H85V57H84ZM87 58H89V56L86 57L85 60H87ZM9 59H10V58H9ZM13 59H14V58H13ZM55 59L57 60V58H55ZM68 59H66V61H68ZM76 59H77V58H76ZM90 59H91V57L89 58V62L91 63L92 61H91ZM29 60H30V59H29ZM56 60H55V61H56ZM73 60H74V59H73ZM12 61H14V60H12ZM50 61H51V59H50ZM69 61H70V60H69ZM57 62H58V61H57ZM77 62H79V61H77ZM84 62H85V61H84ZM84 62H83V63H84ZM50 63H51V62H50ZM52 63H53V62H52ZM86 63H88V62H86ZM243 63H244V62H243ZM31 64H32V63H31ZM55 64H57V63L55 62ZM79 64H81V63H79ZM88 64H89V63H88ZM53 65H54V64H53ZM9 66H11V65H9ZM29 66H30V65H29ZM35 66H36V65H35ZM54 66H56V65H54ZM68 66H69V65H68ZM73 66H74V63H73ZM89 66H90V65H89ZM103 66H104V64H103ZM36 67H37V66H36ZM38 67H40V66H38ZM48 67H49V66H48ZM51 67H52V66H51ZM78 67H80V66H78ZM86 67H87V66H86ZM90 67H91V66H90ZM29 68H30V67H29ZM57 68H58V67H57ZM84 68H85V64H84ZM95 68H96V67H95ZM97 68H98V67H97ZM102 68H104V67H102ZM48 69H49V68H48ZM52 69L54 70V67H52ZM69 69H70V68H68V70H69ZM75 69H77V68H75ZM75 69H74V71H76ZM86 69H87V68H86ZM70 70H71V69H70ZM77 70H78V69H77ZM79 70H80V69H79ZM82 70H83V69H82ZM98 70H99V69H98ZM103 70H104V69H102L101 72H102ZM105 70H106V69H105ZM29 71H30V70H29ZM51 71H52V70H51ZM56 71H57V70H56ZM56 71H55V72H56ZM59 71H60V70H59ZM91 71H92V70H91ZM93 71H94V70H93ZM99 71H100V70H99ZM48 72H49V71H48ZM78 72H79V71H78ZM86 72H87V71H86ZM96 72H97V70H96ZM101 72H100V74H101ZM252 72H253V71H252ZM254 72H255V71H254ZM53 73H54V72H53ZM65 73H66V72H65ZM94 73H95V72H94ZM102 73H103V72H102ZM105 73H106V72H105ZM250 73H251V72H250ZM260 73H262V72H260ZM39 74H40V73H39ZM47 74H48V73H47ZM49 74H50V73H49ZM54 74H55V73H54ZM57 74H61V73H57ZM57 74H56V75H57ZM72 74H73V72H72ZM72 74H70V75L72 76ZM75 74H76V72H75ZM75 74H74V75H75ZM84 74H85V72H84ZM87 74H89V75L92 74V76L94 75L92 72L89 73V70H88V73H87ZM97 74H98V72H97ZM97 74H96V75H97ZM100 74H99V75H100ZM251 74H252V73H251ZM255 74H256V73H255ZM36 75H37V74H36ZM41 75H42V74H41ZM78 75H80V73H79ZM78 75H77V76H78ZM96 75H95V76H96ZM103 75H104V73H103ZM248 75H249V74H248ZM263 75H264V74H263ZM52 76H55V75L52 74ZM66 76H67V75H66ZM71 76H70V77H71ZM83 76H84V75H83ZM83 76H82V79L84 80ZM95 76H94V77H95ZM100 76H101V75H100ZM104 76H105V75H104ZM104 76H103V77H104ZM255 76H258V75H255ZM261 76H262V75H261ZM50 77H51V76L49 75L48 80L50 79ZM67 77H69V76H67ZM80 77H81V76H80ZM86 77H87V78H86V83H87V82H89V81H87V79H88L89 77H88V75H86ZM218 77H219V76H218ZM253 77H254V76H253ZM262 77H263V76H262ZM58 78H59V77H58ZM62 78H63V77H62ZM72 78H73V77H72ZM163 78H164V76H163ZM43 79H44V78H43ZM55 79H56V78H55ZM64 79H65V78H64ZM66 79H67V78H66ZM73 79H74V78H73ZM78 79H79V78H78ZM92 79H93V77H92ZM107 79H108V78H107ZM107 79H106V80H107ZM252 79H253V78H252ZM252 79H251V80H252ZM255 79H257V78H255ZM58 80H59V79H58ZM89 80H90V79H89ZM157 80H158V79H157ZM157 80H156V81H157ZM161 80H162V79H161ZM164 80H165V79L162 80V81L164 82L163 84L166 85V82H165ZM53 81H55V80L53 79ZM61 81H62V80H61ZM112 81H113V80H112ZM148 81H150V80H148ZM253 81H254V80H253ZM257 81L259 82V77H258V80H257ZM3 82L5 83L4 80H3ZM3 82H2V83H3ZM45 82H46V81H45ZM45 82H44V83H45ZM55 82H56V81H55ZM55 82H54V83H55ZM58 82H60V81H58ZM64 82H66V81H64ZM77 82H79V81H77ZM131 82H132V81H131ZM137 82H138V81H137ZM258 82H256V83H258ZM6 83H8V80H7ZM6 83H5V84H6ZM21 83H22V82H21ZM21 83H20V84H21ZM44 83H43V84H44ZM50 83H53V82L50 81ZM90 83H91V82H90ZM140 83H141V82H140ZM152 83H154V82H152ZM152 83H150V84H152ZM158 83H162V82H161V81H158ZM158 83H157V84L155 83V86L152 85L153 87H151V88H154V89H153L154 92H153V90H151V91H152V94L155 93V92L157 91V88H156V87H159V86L161 87V86H163V84L158 86ZM249 83H251V82H249ZM256 83H255L254 85H255V86H259V85L256 84ZM259 83H260V82H259ZM5 84H2V85H5ZM23 84H24V83H23ZM63 84H64V83H63ZM83 84H84V83H83ZM83 84L81 83L82 86H83ZM234 84H235V83H234ZM44 85H45V84H44ZM44 85H43V87H44ZM81 85H80V86H81ZM86 85H87V84H85V85L83 86V88H82V86H81V90H84V89L86 90V89L88 88L89 91L92 93L91 96L94 98V96H96V94L99 93V92H97V91H99V89L96 90L94 87H92V86H89V87H88V86H86ZM141 85H142V84H141ZM156 85H157V86H156ZM238 85H239V84H238ZM250 85H251V84H250ZM252 85H253V83H252ZM254 85H253V86H254ZM0 86H1V85H0ZM49 86H52V85H49ZM54 86H55V85H54ZM61 86H62V84H61ZM63 86H64V85H63ZM66 86H67V85H66ZM72 86H73V85H72ZM106 86H107V85H106ZM117 86H118V84H117ZM253 86H252V87H253ZM255 86H254V87H255ZM260 86H261V84H260ZM19 87H20V85H19ZM55 87H56V86H55ZM91 87H92V88H91ZM48 88H49V87H48ZM60 88H61V87H60ZM60 88H58V90H59ZM67 88H69V87H67ZM93 88H94V89H93ZM102 88H103V87H102ZM104 88H105V87H104ZM106 88H108V87H106ZM119 88H120V86H119ZM129 88H130V87H129ZM148 88H149V87H148ZM164 88H166V87H163V88L161 87L160 90H162V89H164ZM247 88H248V87H247ZM257 88H258V87H257ZM37 89H38V88H37ZM49 89H50V88H49ZM53 89H54V88H53ZM61 89H62V88H61ZM74 89H75V88H74ZM78 89H79V88H78ZM120 89H121V88H120ZM122 89H123V88H122ZM133 89H135V88L133 87ZM245 89H246V88H245ZM263 89H264V88H263ZM0 90H1V89H0ZM2 90H3V89H2ZM4 90H7V89H4ZM4 90H3V91H4ZM35 90H36V89H35ZM38 90H39V89H38ZM63 90H64V89H62V91H63ZM70 90H71V89H70ZM76 90H77V88H76ZM76 90H75V92H76ZM94 90H96L97 93H95ZM125 90H126V89H125ZM158 90H159V88H158ZM246 90H247V89H246ZM248 90H249V89H248ZM41 91H43V90H41ZM50 91H51V90H50ZM87 91H88V90H86V92H87ZM89 91H88V92H89ZM120 91H122V90H120ZM162 91H163V90H162ZM162 91H161V92H162ZM250 91H251V90H250ZM262 91H264V90H262ZM31 92H36V93H37L38 91H31ZM69 92H70V91H69ZM69 92H68V93H69ZM78 92H79V91H78ZM80 92H81V91H80ZM88 92H87V93H88ZM90 92H89V94H90ZM101 92H102V90H101ZM106 92H107V91H106ZM125 92H126V91H125ZM157 92H158V91H157ZM157 92H156L155 95H157ZM245 92H246V91H245ZM248 92H249V91H248ZM36 93H34V94H35L34 96H36ZM42 93H43V92H42ZM42 93H41V94H42ZM45 93H46V92H45ZM60 93H61V92H60ZM68 93H67V95H68ZM114 93H115V92H114ZM130 93H132V92H130ZM148 93L150 94L151 92L148 91ZM258 93H259V92H258ZM5 94H6V93H5ZM16 94H17V93H16ZM20 94H21V93H20ZM32 94H33V93H32ZM38 94H39V92H38ZM52 94L54 95L53 92H52ZM81 94H82V93H81ZM81 94H80V96H79V95H78V96L82 98V95H81ZM124 94H125V93H123V95H124ZM149 94H148V95H149ZM152 94H151V96H153ZM158 94L160 95V93H158ZM260 94H261V93H260ZM260 94H259V95H260ZM30 95H31V94H30ZM49 95H50V94H49ZM53 95H52V96H53ZM60 95H61V94H60ZM100 95H101V94H100ZM112 95H113V93H112ZM126 95H127V94H126ZM130 95H131V94H130ZM248 95L250 96V93H249ZM259 95H258V96H259ZM40 96H41V95H40ZM47 96H48V94H47ZM50 96H51V95H50ZM58 96H59V95H58ZM69 96H70V93H69ZM72 96H73V93H72ZM88 96L90 97V95H87V97L84 96L86 100H88ZM97 96H99V95H97ZM101 96H102V95H101ZM133 96L136 97L135 95H133ZM157 96H158V95H157ZM160 96H161V95H160ZM260 96H262V95H260ZM45 97H46V95H45ZM54 97H55V95H54ZM63 97H64V95H63ZM84 97H83V100H84L83 103L87 102V101L84 99ZM114 97H115V99H117L116 96H114ZM124 97H125V96H124ZM130 97H131V96H130ZM130 97H127L128 100H129V102H130V99L132 100V98H133V97H132V98H130ZM137 97H138V96H137ZM146 97H147V96H146ZM148 97H149V96H148ZM164 97H166V96H164ZM180 97H181V96H180ZM254 97H255V96H254ZM31 98H32V100H33V97H31ZM37 98H38V97H37ZM49 98H50V97H49ZM81 98H80V99H81ZM111 98H112V97H111ZM127 98H125V99H127ZM129 98H130V99H129ZM149 98H150V97H149ZM161 98H163V96H162V97H159L160 100H161ZM251 98H252V97H251ZM251 98H250V99H251ZM255 98H256V97H255ZM257 98H258V97H257ZM1 99H2V98H1ZM34 99H35V98H34ZM38 99H39V98H38ZM57 99H58V98H57ZM74 99H75V97H74ZM95 99H96V98H95ZM95 99H94V102H95ZM100 99H101V98H100ZM146 99H147V98H146ZM150 99H151V98H150ZM163 99H164V98H163ZM166 99H168V97L165 98V100H166ZM242 99H243V98H242ZM263 99H264V97H263ZM263 99H262V100H263ZM18 100H19V99H18ZM25 100H26V99H25ZM46 100H47V99H46ZM49 100H51V99H49ZM62 100H63V99H62ZM72 100H73V99H71V100H69V101H72ZM83 100H82V101H83ZM89 100H90V99H89ZM91 100L93 101V99H91ZM103 100H104V99H103ZM128 100H127V101H128ZM133 100H134V99H133ZM135 100H136V99H135ZM143 100H144V99H143ZM254 100H255V99H254ZM42 101H44V99H42ZM75 101H77V100H75ZM82 101H81V102H82ZM92 101H88L87 104H85L84 107H86V105H87L88 108H91V109H92V108H93L92 105H91V102H92ZM99 101H100V100H99ZM111 101H112V100H111ZM115 101H116V100H115ZM144 101H145V100H144ZM146 101H147V100H146ZM260 101H261V100L258 99V102H260ZM6 102H8V101H6ZM6 102H5V103H6ZM34 102H35V101H34ZM64 102H65V101H64ZM64 102H62V103H64ZM78 102H79V101H78ZM94 102H92V103H94ZM105 102H106V101H105ZM109 102H110V101H109ZM131 102H132V101H131ZM148 102H149V99H148ZM165 102H167V101H165ZM263 102H264V100H263ZM263 102H261V103H263ZM5 103H3V101H2V104H5ZM20 103H21V102H20ZM39 103H40V102H39ZM49 103H50V102H49ZM49 103H48V105H49ZM68 103H69V102H68ZM72 103H73V102H72ZM88 103H89V104H88ZM100 103H101V102H100ZM112 103H113V101L111 102V106L109 105V107H113L112 105H114L115 103H113V104H112ZM149 103H150V102H149ZM204 103H205V102H204ZM10 104H11V102H10ZM30 104H31V103H30ZM41 104H42V103H41ZM76 104H77V103H76ZM76 104H75V105H76ZM133 104H134V102H132V104L130 103L129 105H131V107H132ZM208 104H209V103H208ZM256 104H257V103H256ZM258 104H259V103H258ZM22 105H23V104H22ZM26 105H28V104L26 103ZM31 105H32V104H31ZM36 105H37V104H36ZM42 105H44V104H42ZM48 105H47V106H48ZM52 105H53V104H52ZM59 105H60V104H59ZM63 105H64V104H61L60 106H63ZM82 105H83V104H82ZM89 105H90V106H89ZM93 105H94V104H93ZM97 105H98V103H97ZM105 105H106V103H105ZM105 105H104V106H105ZM239 105H240V104H239ZM241 105H242V104H241ZM261 105H262V104H261ZM261 105H258V107H260ZM263 105H264V104H263ZM0 106H1V104H0ZM14 106H15V105H14ZM23 106H24V105H23ZM39 106H40V105H39ZM39 106H38V107H39ZM60 106H59V107H60ZM78 106H80V104H79ZM101 106H102V104H101ZM104 106H103V107H104ZM107 106H108V105H107ZM125 106H126V105H125ZM149 106H150V105H149ZM149 106H147V107H149ZM159 106H161V105H159ZM169 106H171V105L169 104ZM244 106H245V104H244ZM246 106H247V105H246ZM246 106H245V107H246ZM251 106H256V107H257V105H255V104H254V105H251ZM251 106H250V107H251ZM5 107H7V106H5ZM8 107H9V106H8ZM16 107H17V106H16ZM21 107H22V106H21ZM28 107H29V106H28ZM52 107H53V106H52ZM75 107H76V106H75ZM81 107H82V109L84 110V114H83V112H82V110H81V112H79L80 115H79V116L77 115V118H79V117L81 118V116H82V118L88 120V122H92V120L94 121V119H92V117H90V118H89L88 116L86 117V114H89L88 112H90V113L92 114V113H93V112H92L93 110H89V111H87L88 108H83V106H81ZM97 107H98V106H97ZM103 107H101V108L103 109ZM129 107H130V106H129ZM29 108H30V107H29ZM35 108H36V107H35ZM41 108H42V107H41ZM55 108H56V107H55ZM62 108L64 109V107H62ZM65 108H66V107H65ZM69 108H70V107H69ZM77 108H79V107H77ZM77 108H76V109H77ZM95 108H96V107H95ZM127 108H128V107H127ZM145 108H146V107H145ZM252 108H253V107H252ZM254 108H255V107H254ZM254 108H253V109H254ZM260 108H261V107H260ZM260 108H259L258 110H260ZM262 108H263V107H262ZM262 108H261V109H262ZM27 109H28V108H27ZM43 109H44V108H43ZM56 109H57V108H56ZM85 109H86V110H85ZM111 109H112V108H111ZM113 109H114V108H113ZM241 109H242V106H241ZM255 109H256V108H255ZM7 110H8V109H7ZM17 110H18V109H17ZM28 110H29V109H28ZM35 110H36V109H35ZM37 110H39V109H37ZM40 110H42V109H40ZM52 110H54V109H52ZM73 110H74V108H73ZM79 110H80V108H79ZM104 110H105V109H104ZM171 110H172V109H171ZM186 110H187V109H186ZM242 110H243V109H242ZM29 111H31V108H30ZM32 111H33V110H32ZM74 111H75V110H74ZM74 111H73V112H74ZM76 111H77V110H76ZM159 111H160V110H159ZM254 111H255V110H254ZM256 111H257V110H256ZM34 112H35V111H34ZM34 112H33V113H34ZM53 112H54V111H52V113H53ZM56 112H57V110H56ZM64 112H65V111H64ZM68 112H70L69 109H68L67 113H68ZM86 112H87V113H86ZM94 112H95V111H94ZM100 112H101V111H100ZM102 112H103V111H102ZM102 112H101V113H102ZM104 112H105V111H104ZM111 112H112V111H111ZM21 113H22V112H21ZM50 113H51V112H50ZM58 113H60V112H58ZM81 113H82V114H81ZM85 113H86V114H85ZM96 113H97V112H96ZM96 113H95V114H96ZM107 113H108V112H107ZM250 113H251V111H250ZM252 113H253V111H252ZM254 113L256 114V112H254ZM257 113L259 114L258 111H257ZM23 114H24V112H23ZM31 114H32V113H31ZM31 114H30V115H31ZM54 114H55V113H54ZM54 114H53V115H54ZM61 114H62V112H61ZM64 114H65V113H64ZM64 114H63V115H64ZM68 114H69L70 117H72V116L70 115V113H68ZM68 114H67V115H68ZM76 114H77V113H76ZM91 114H89V116H90ZM143 114H144V113H143ZM233 114H234V113H233ZM241 114H242V113H241ZM246 114H247V113H246ZM261 114H263V113H261ZM24 115H25V114H24ZM28 115H29V114H28ZM34 115H35V114H34ZM34 115H32V117H33ZM37 115H38V114H37ZM48 115H49V113H48ZM53 115H52V116H53ZM63 115H62V116H63ZM67 115H66V116H67ZM74 115H75V114H74ZM96 115H99V114H96ZM127 115H128V114H127ZM145 115L148 116V117H147L148 119L151 118V120H153V121H152L153 123L155 122V120H154L155 117L153 116V113H152L151 115H150V114H149V115H148V114H145ZM154 115H155V113H154ZM236 115H237V114H236ZM242 115H243V114H242ZM0 116H1V115H0ZM3 116H4V115H3ZM20 116H21V114H20ZM52 116H51V117H52ZM54 116H55V115H54ZM91 116H92V115H91ZM99 116H100V115H99ZM133 116H134V115H133ZM143 116H144V115H143ZM244 116H245V115H244ZM244 116H243V117H244ZM29 117H30V116H29ZM44 117H46V116H44ZM57 117H58V116H57ZM106 117H107V116H106ZM109 117H110V116H109ZM120 117H121V116H120ZM144 117H146V116H144ZM144 117H143V118H144ZM245 117H247V116H245ZM3 118H4V117H3ZM33 118H34V117H33ZM54 118H55V117H54ZM58 118H59V117H58ZM80 118L77 119L76 121H80V120L82 119V118H81V119H80ZM107 118H108V117H107ZM124 118H125V117H124ZM130 118H131V117H130ZM134 118H135V117H134ZM241 118H242V117H241ZM10 119H11V118H10ZM31 119H32V118H31ZM35 119H36V118H35ZM60 119L62 120L63 117L60 118ZM90 119H91V121H89ZM98 119H100V118H98ZM103 119H105V118H103ZM138 119H139V118H138ZM22 120H24V119H22ZM45 120H46V119H45ZM61 120H60V121H61ZM68 120H69V119H68ZM72 120H73V119H72ZM95 120L97 121V119H95ZM116 120H117V119H116ZM127 120H128V119H127ZM143 120H144V122L142 123V125H144V123H145V124H148V123L145 122V118H144ZM27 121H28V120H27ZM31 121H32V120H31ZM31 121H30V122H31ZM49 121H50V120H49ZM52 121H53V120H52ZM62 121H63V120H62ZM69 121H70V122H69ZM69 121L65 120V123L67 124V122H69L71 125H73V128H74V127H75L74 123H76V121H75V117H74V120H73V121H71V118H70ZM74 121H75V122H74ZM82 121H84V122L82 123ZM98 121H100V120H98ZM101 121H102V120H101ZM101 121H100V122H101ZM119 121H120V120H119ZM123 121H124V120H123ZM131 121H133V119H132ZM131 121H130V122H131ZM134 121H135V120H134ZM4 122H5V121H4ZM35 122H36V121H35ZM42 122H43V121H42ZM85 122H86L85 120H81L79 123H81V125H83V124H85ZM100 122H99V123H100ZM105 122H106V120H105ZM108 122H109V121H108ZM114 122H115V121H114ZM130 122H129V123H130ZM15 123H16V122H15ZM28 123H29V121H28ZM31 123H32V122H31ZM43 123H44V122H43ZM48 123H49V122H47V124H48ZM69 123L67 124L68 126L70 125ZM131 123H132V122H131ZM26 124H27V123H26ZM26 124H25V125H26ZM36 124H37V123H36ZM36 124H35V125H36ZM58 124H60V123H58ZM66 124H65V125H66ZM86 124H87V123H86ZM106 124H107V123H106ZM116 124H117V123H116ZM116 124L114 123V125H116ZM125 124H126V121H125ZM9 125H11V124H9ZM13 125H14V124H13ZM37 125H39V124H37ZM37 125H36V126H37ZM43 125H44V124H43ZM51 125H52V124H51ZM61 125H62V124H61ZM61 125H58V126H61ZM65 125L62 126L61 128L63 129V127H65ZM77 125H79L78 122H77ZM88 125H89V124H88ZM95 125H96V123H95ZM95 125H94V122H93V123H92V126H95ZM97 125H98V123H97ZM97 125H96V126H97ZM103 125H104V124H103ZM135 125H136V124H135ZM140 125H141V123H140ZM142 125H141V127H142V128H145V126H142ZM18 126H19V125H18ZM26 126H27V125H26ZM26 126H24V127H26ZM45 126H46V125H45ZM68 126H67V127H68ZM99 126H101V124H100ZM99 126H97V127H99ZM107 126H108V125H107ZM117 126H118V124H117ZM123 126H124V125H123ZM132 126H133V124H132ZM138 126H139V124H138ZM21 127H23V126H21ZM27 127H28V126H27ZM50 127H51V126H50ZM54 127H55V126H54ZM77 127H78V126H76L75 128H77ZM86 127H87V126H86ZM114 127H115V126H114ZM130 127H131V126H130ZM141 127H139V129H141ZM178 127H179V126H178ZM14 128H15V127H14ZM43 128H44V127H43ZM55 128H56V127H55ZM55 128H54V129H55ZM57 128H58V127H57ZM73 128H72V126H70V129H73ZM75 128H74V129H75ZM81 128H85V127L82 126ZM87 128H88V129H85V130L83 129L84 134H82V135H84V136L79 135V134H78L79 131L76 132V131H74V129H73V131H74V133H75L76 135H74V133H72L71 130H69V131H71L72 134H71V133H68V134H70L69 136L72 135V136H74V137H75V136H78V135H79V137L81 136V137L79 138V141L77 140L78 142H77V141L74 142V140H71V139H70L72 143L74 142L73 146L76 145L75 143H77L76 147L78 146V147H81V148H82V146H83V147H84V148L82 149L83 152H85V151H86V152H87V151L89 152V151H90V153H85L86 156H85L84 158H87V156H88L87 154H91V155L93 154V155L95 156L96 160H97V158L102 154V152H103V151L106 152L107 149L109 150V148L106 146L107 149H105V145H104V144H103V145L100 144L101 142H100V140L98 139V137L100 138L101 136H97V134H98L97 132L100 131V130H98L100 127L97 129V131L94 129V130L96 131V133H97V134H95V135L92 134V133H90V132L92 131V130L90 131V129H93V128H91V127H90V129H89V127H87ZM107 128H108V127H107ZM115 128H117V127H115ZM128 128H129V126H128ZM137 128H138V127H136V128H135V127H132V130H133L132 132H133V133H132L131 131H130V132H131L132 134H131L130 132L128 133V134H130L129 136L131 137V138L129 137L130 140H131L132 138L135 139L136 137H135L134 135L136 134V136H137V133H138V138L142 137V135L139 136V135L142 133V130H141V132L139 131L140 133H139V132L135 133V131H137V130H135V129H137ZM146 128H147V127H146ZM16 129H17V128H16ZM18 129H21V128H18ZM33 129H35V131H37L36 128L33 127ZM45 129H46V128H45ZM50 129H51V128H50ZM50 129H49V130H50ZM52 129H53V128H52ZM52 129H51V130H52ZM77 129H78V128H77ZM79 129H80V128H79ZM111 129H112V128H111ZM111 129H110V130H111ZM149 129H151V128H149ZM24 130H25V129H24ZM41 130H43V129H41ZM41 130H40V131H41ZM47 130H48V129H47ZM56 130H57V129H56ZM56 130H55V131H56ZM66 130H68V128H67ZM80 130H81V129H80ZM87 130H88V131H87ZM107 130H108V129H107ZM113 130H114V129H113ZM118 130H119V129H118ZM134 130H135V131H134ZM144 130H145V129H144ZM144 130H143V131H144ZM255 130H257V129H255ZM11 131H12V130H11ZM22 131H23V130H22ZM69 131H67V132H69ZM83 131L80 132V134L83 133ZM86 131H87V132H86ZM89 131H90V132H89ZM95 131H94V132H95ZM115 131H116V130H115ZM115 131H113V133H114ZM5 132H6V131H5ZM9 132H10V129H9ZM19 132H20V131H19ZM41 132H42V131H41ZM53 132H54V131H53ZM53 132H51V133H53ZM100 132H101V131H100ZM116 132H117V131H116ZM116 132H115L116 136H119L120 134L117 135ZM123 132H124V130H123ZM126 132H127V131H126ZM148 132H149V130H148ZM12 133H13V132H12ZM15 133H16V131H15ZM26 133H27V132H26ZM33 133H34V132H33ZM42 133H43V132H42ZM44 133H46L45 130H44ZM57 133H59V131H57ZM62 133H63V132H62ZM101 133H102V132H101ZM101 133H100V134H101ZM251 133H252V132H251ZM20 134L22 135V133H20ZM37 134H38V133H37ZM59 134H60V133H59ZM59 134H56V135L59 136ZM65 134H66V133H65ZM77 134H78V135H77ZM102 134H103V133H102ZM106 134H107V133H106ZM147 134H148V133H147ZM248 134H249V133H248ZM5 135H6V134H5ZM21 135H20V136H21ZM40 135H41V134H40ZM56 135H55V138H56ZM121 135H122V134H121ZM131 135H132V136H131ZM143 135L145 136V134H143ZM20 136H19V137H20ZM36 136H37V135H36ZM47 136H48V135H47ZM111 136H112V133H111ZM207 136H208V135H207ZM22 137H23V136H22ZM27 137H28V136H27ZM40 137H41V136H40ZM49 137H50V136H49ZM59 137H60V136H59ZM122 137H123V136H122ZM250 137H252V136L250 135ZM14 138H16V137L14 136ZM20 138H21V137H20ZM20 138H19V140H21ZM44 138H45V137H44ZM47 138H48V137H47ZM47 138H46V140H47ZM64 138H65L64 136H61V137H60V139H63L64 142H65V141L68 142L69 137H68V139H67V138L64 139ZM70 138H71V137H70ZM110 138H112V137H110ZM110 138H109V139H110ZM114 138H115V137H114ZM116 138H117V137H116ZM138 138H137V140H136V141H137L136 143H138ZM144 138H145V137H144ZM26 139H27V138H26ZM37 139H38V138H37ZM37 139H36V140H37ZM42 139H43V138H42ZM51 139H52V138H51ZM51 139H50V141H51ZM60 139H58V140L61 141ZM73 139H74V138H73ZM125 139H126V138H125ZM146 139H147V138H146ZM11 140H12V139H11ZM11 140H10V141H7V144H9L8 142H11ZM19 140H18V142H19ZM75 140H76V138H75ZM101 140L104 141V139H101ZM127 140H128V139H127ZM130 140H129V141H130ZM132 140H133V139H132ZM132 140H131V142H132ZM253 140H254V139H253ZM13 141H14V140H13ZM53 141H54V140H52V142H53ZM59 141H57V142H59ZM63 141H61V142H62L61 144H63ZM103 141H102V142H103ZM105 141H107V140H105ZM109 141H110V140H109ZM112 141H113V140H112ZM112 141H111V142H112ZM118 141H120V140H118ZM129 141H128V142H129ZM144 141H146V140H144ZM247 141H248V140H247ZM15 142H17V140H16ZM46 142L48 143V141H46ZM55 142H56V141H55ZM57 142H56V143H57ZM66 142H65V143H66ZM71 142H70V143H71ZM3 143H4V142H3ZM12 143H13V142H12ZM22 143H23V142H22ZM24 143H25V142H24ZM24 143H23V144H24ZM43 143H44V142H43ZM49 143H51V142H49ZM56 143L54 144V142H53V145H56ZM65 143H64V144H65ZM68 143H69V142H68ZM81 143H82V144H81ZM125 143H126V142H125ZM125 143H123V144H125ZM136 143H133V145H135ZM139 143H140V141H139ZM250 143H252V142H250ZM13 144H14V143H13ZM31 144H32V143H31ZM64 144H63V146L66 145V144H65V145H64ZM78 144H80V145H82V146H79ZM85 144H86V146H88V148H89L90 150H86V149H85V148H86V146H84ZM105 144H106V143H105ZM110 144H111V143H110ZM117 144H118V143H117ZM145 144H146V143H145ZM147 144H148V143H147ZM188 144L190 145L189 142H188ZM219 144H220V143H219ZM234 144H235V143H234ZM240 144H241V143H240ZM3 145H4V144H3ZM14 145L16 146V144H14ZM40 145H41V143H40ZM40 145H39V146H40ZM46 145H47V144H46ZM57 145H58V144H57ZM59 145H60V144H59ZM71 145H72V144H71ZM101 145H102V146H101ZM129 145H131L130 142H129ZM137 145H138V144H137ZM137 145H136V148L138 147ZM189 145H188V146H189ZM248 145H250L249 148H248V149H250V147H251L252 144H248ZM20 146H21V144H20ZM31 146H32V145H31ZM49 146H50V145H49ZM63 146H62V147H63ZM125 146H127V145H125ZM125 146H124V147H125ZM9 147H10V144H9ZM36 147H37V146H36ZM41 147H42V145H41ZM44 147H45V146H44ZM50 147H51V146H50ZM55 147H56V146H55ZM58 147H59V146H58ZM58 147H57V148H58ZM65 147H66V146H65ZM68 147H69V146H67V148H68ZM131 147H133V146L131 145ZM141 147H142V146H141ZM191 147H193V149L195 148L194 146H191ZM245 147H246V146H245ZM247 147H248V146H247ZM257 147H258V146H257ZM15 148H16V147H15ZM15 148H14V149H15ZM19 148L23 149L22 147H19ZM46 148H47V146H46ZM52 148H53V146H52ZM72 148H74V147H72ZM92 148H93V149H92ZM122 148H123V147H122ZM122 148H121V149H122ZM125 148H126V147H125ZM125 148H123V149H125ZM127 148H130V147L128 146ZM133 148H134V151H135V147H133ZM233 148H235V147H233ZM252 148H253V147H251V149H252ZM7 149H8V147H7ZM32 149H33V148H32ZM37 149H38V150L35 149V151L32 150V153H33V151H34V153H35V154L33 153L34 155H36V152H38V154H39L40 152H43V151H44V148H43V151H40V150H41L40 147H37ZM39 149H40V150H39ZM79 149H80V148H79ZM79 149H77V151H78ZM84 149H85V151H84ZM121 149H120V150H121ZM123 149H122V151H123ZM197 149H198L197 147H196V149H194V150L197 151V152H196V153H197L196 156L194 155L195 157H197L198 155L201 154V153L198 152L199 150H197ZM245 149H246V148H245ZM248 149H247V150H248ZM251 149H250V150H251ZM4 150H5V149H4ZM11 150H12V149H11ZM18 150H19V149H18ZM28 150H29V149H28ZM30 150H31V149H30ZM48 150H49V149H48ZM56 150H57V149H56ZM58 150H59V148H58ZM72 150H74V149H72ZM110 150H111V149H110ZM131 150H132V148H131ZM136 150H137V149H136ZM205 150H206V149H205ZM233 150H234V149H233ZM247 150H245L244 153L247 152ZM252 150H254V149H252ZM252 150H251V151H252ZM8 151L10 152V150H8ZM14 151H15V150H14ZM50 151H51V149L48 151V153H49ZM60 151H61V147H60ZM62 151H63V150H62ZM62 151H61V152H62ZM68 151L70 152L71 150L69 149ZM122 151H119V152L121 153ZM129 151H130V150H128V151L126 150L127 155H128L129 153H131V151H130V152H129ZM132 151H133V150H132ZM134 151H133V152H134ZM192 151H193V150H192ZM234 151H235V150H234ZM248 151H249V150H248ZM257 151H258V150H257ZM4 152H5V151H4ZM16 152H17V151H16ZM56 152H57V151H56ZM58 152H59V151H58ZM58 152H57V153H58ZM71 152H72V151H71ZM71 152H70L69 154H72ZM80 152H81V149H80ZM80 152H79V153H80ZM83 152H82V153H83ZM104 152H103V154H104ZM117 152H118V150L116 151V153H117ZM124 152H125V151H124ZM139 152H140V150H139ZM223 152H224V151H223ZM7 153H8V152H7ZM7 153L5 152V154H7ZM11 153H12V151H11ZM11 153H10V155H11ZM27 153H29V155H30V154H31V151H30V152H27ZM46 153H47V151H46ZM46 153H45V154H46ZM64 153H65V151H63V154H64ZM66 153H67V150H66ZM82 153H80V154H82ZM120 153H119V154H120ZM122 153H123V152H122ZM234 153H235V152H234ZM247 153H248V152H247ZM250 153H251V152L249 151V154H250ZM253 153H254V151H253ZM8 154H9V153H8ZM38 154H37V156H38ZM42 154H43V153H42ZM63 154H62V155H63ZM69 154L67 153V156H68ZM76 154H77V156H78V153H76ZM80 154H79V155H80ZM113 154H114V153H113ZM131 154H132V153H131ZM133 154H134V153H133ZM135 154H136V153H135ZM193 154H195V153H193ZM193 154H192V155H193ZM210 154H211V153H210ZM251 154H252V153H251ZM12 155H14V154L12 153ZM15 155H17V154H15ZM34 155H32V156H34ZM50 155H51V152H50ZM53 155H54V154H53ZM58 155H59V154H58ZM72 155H73V154H72ZM83 155H84V153H83ZM83 155H82V156H83ZM91 155L88 156V159H89V157H90ZM93 155H92V156H93ZM124 155H125V154H124ZM137 155H138V154H137ZM192 155H191V156H192ZM227 155H228V154H227ZM22 156H23V155H21V157H22ZM26 156H28V155H26ZM44 156H46V155H44ZM67 156H66V154H65L66 159H65L64 161H65V162L67 161L66 163H69V160H71V158L68 159L69 157L67 158ZM75 156H76V155H75ZM80 156H81V155H80ZM103 156H105V155H103ZM114 156H115V155H113V157H114ZM120 156H121V155H120ZM230 156H231V155H230ZM42 157H43V156H42ZM58 157H59V156H58ZM105 157H106V156H105ZM107 157H108V155H107ZM201 157H203V156H202V155H201L200 157L198 156V158H199V159H202L203 162H202L201 160H199V161H201V162L198 161L199 164L201 163V164H200L201 166H203V165H202L203 163L206 165L207 163H206V162L204 161V159L201 158ZM27 158H28V160L30 159L29 156H28ZM39 158H40V157H39ZM56 158H57V157H56ZM56 158L54 159V161L56 160ZM100 158H101V156H100ZM110 158H111V156H110ZM125 158H126V157H125ZM129 158H131V155H130V154H129L128 159L126 158V159H127L126 161H128V163H126V164H129V166H130L131 163L129 162V161H130ZM139 158H140V157H139ZM189 158H190V157H189ZM230 158H231V157H230ZM258 158H259V157H258ZM20 159H21V158H20ZM24 159H25V157L22 158V160H24ZM36 159H37V158H36ZM41 159H42V158H41ZM43 159H44V158H43ZM43 159H42V161H43ZM46 159H47V161H48V158L45 157V160L42 162V164L40 163L41 160H39V162L37 161L38 164H37V163L35 164L36 167H38L39 163L41 164V167H42V165H43V166H46L45 164H43L44 162L47 164ZM59 159H60V158H59ZM61 159H62V158H61ZM63 159H64V157H63ZM63 159L60 161L61 163L63 162ZM88 159H87V160H88ZM103 159H105V158H103ZM112 159H113V160H112ZM112 159H111V161L114 162V163H115V161H117V160H114V158H112ZM184 159L186 160V158H184ZM32 160H33V159H32ZM37 160H38V159H37ZM57 160H58V159H57ZM72 160H74V159H72ZM84 160H85V159H84ZM98 160H99V159H98ZM139 160H140V159H139ZM197 160H198V159H197ZM209 160H210V159H209ZM228 160H229V159H228ZM18 161H19V160H18ZM25 161H26V160H24V162H25ZM33 161H34V160H33ZM33 161H31L32 163L30 164V163H29L30 160H29L27 164H30L31 166H33V168H35V165H34L33 163L36 162V161H34V162H33ZM49 161H51L50 163L53 164L52 159H49ZM85 161H86V160H85ZM90 161H91V160H90ZM107 161H108V160H107ZM183 161H184V160H183ZM226 161H227V159H226ZM1 162H2V161H1ZM19 162H23V161H19ZM24 162H23V163H24ZM26 162H27V161H26ZM55 162H56V161H55ZM65 162L62 163V166H63V164H65L63 168H62V166L60 165L61 163L59 164L60 167H59V169H58L57 171H59V172L62 173L63 171H66L67 168H68V170H71L72 168H74V166L71 167L69 164L66 165ZM74 162H75V163H78L77 160H76V161H73V162L71 161V164L73 163L72 165H74V164H75ZM91 162H92V161H91ZM91 162H90V164H91ZM104 162H105V160H104ZM122 162H123V161H122ZM213 162H214V161H213ZM213 162H212V164H213ZM219 162H220V161H219ZM234 162H235V161H234ZM50 163H49V165L47 164V166H46V168L48 167V168H50V170H49L48 168H47V170H46L45 167H43V168L38 167V170H39V168H41L40 170H43V171L46 170V171H48V174H51V175L54 174V175H55V172H56V170H55V163L53 164V165H54V168L52 167V166H53L52 164H51V166H50ZM57 163H59V161H57ZM57 163H56V164H57ZM85 163H87V162H85ZM85 163H84V164H85ZM92 163H93V162H92ZM101 163H102V162H101ZM136 163H137V162H136ZM170 163H171V162H170ZM170 163H169V164H170ZM1 164H2V163H1ZM6 164H7V163H6ZM87 164H88V163H87ZM94 164L97 165L96 163H94ZM94 164H93V165H94ZM117 164H118V163H117ZM154 164H155V162H154ZM172 164H173V163H172ZM212 164H211V165H212ZM224 164H225V163H224ZM7 165H8V164H7ZM79 165H80V163H79ZM95 165H94V166H95ZM105 165H107V164H105ZM108 165L110 166V168H108V170L110 169V171H109V175H111L113 178H115L114 176H116V175H117L118 178L120 177V175H121V176H124L123 173L125 172V170H127V169L129 168V166H128V168L126 167L127 169H126V168H123V169H124V172H123V173H119V172H121V171H123V170L121 169V171H118V170H120V168H119V169H116L117 167L115 168L113 164H111L113 167H112L110 164H108ZM115 165H116V164H115ZM200 165H199V166H200ZM1 166H2V165H1ZM1 166H0V167H1ZM14 166H15V167H14V168H15L14 171H13V169H14L13 167H12V170L10 169V171L13 172V173L11 172L13 175H14L15 172H17V171H16V168H18V167H16V166H18V165L15 164ZM20 166H21V164H20ZM39 166H40V165H39ZM57 166H58V164H57ZM57 166H56V167H57ZM66 166H68V167H66ZM69 166H70V168H69ZM87 166H88V167H87L88 169H89V168L92 169V170H91V173H90L89 175H91V174L94 175V176L92 175V176L90 177V179H91L92 177H95V178H96L95 180L98 181V182H97L98 185H97V186H96V185H94V186L91 185V186H90V185L86 182L87 184L84 186V184H85V183L83 184L84 179H83V180L81 179V181H83V182L80 181V182H78V183H79V184L81 183V184H83V185L80 184V185L78 186V188H79L80 186H81L82 188L80 187L81 189H78V190H77V191L80 192V193L78 192L80 195H79L78 193H77V194H78L79 196L76 195V196H78L79 198L76 197L74 194L72 195V198H69L71 195L69 196V195H67L66 192H65V194H66V196H67V197L65 196V198H67V199H63V198H64V195H63V198H62V199L60 198L61 201H62V200H63V201L65 200V203L62 201L64 204L61 202L63 205L60 204V200H59V203H54L55 205L52 203L53 205L50 204V205H51L50 207L46 205L47 208H45V209L43 208V209H42V210H45V211L48 212V213L46 212L47 215H45V214H44V211H42V210H40V211H42V212H39V211H38L39 213L33 211L35 215H34V214L32 215V214H31V211H32V207H33V206H34V208H35V203H36V205H37V202H38V204H39L40 198H42V199H41L42 201H44V200L46 201V197L49 198L48 195H51L50 193H49V194L47 193V192H48V191H47V190H48L47 187H49V185H47V184H48V183L50 184V181H52V180H50V179H51L53 176H51V178L49 179L50 175H48L47 172L45 171V173L49 176V177H47L49 180H47V179H45V178H46L45 174H43L44 172H43V171H40V172H39V171L36 169V170L39 172V174L42 175L43 180L45 179L47 182H48V181H49V182H48V183H47V182H44V181H45V180H44L43 182H44L46 185H45V184L42 185L43 183L40 182V184H41L40 186H42V187H43V186H47V187H46V188L43 187V189H44V191H43V189L38 185V187H40L42 191H41L40 189L37 188V189L39 190L40 193H39L38 190H37L38 193L36 194V196H37V195H39V196L35 197V194H34V193H36V189H35V188L37 187V186H36V185H37L36 183H38V182H37L38 179H36V183H35V184H36V185H35L36 187L32 186V188L34 187V189L32 190V195H34V196H32V195L29 196L30 193H31V192H30V191H31L30 189H32V188H30L31 185H28V184H27V183H29V182H26V183H25V181H26L25 179H24V180H22V179L20 180L21 177H20L19 175H18V176H19L20 178L17 176V177L19 178V179H17V178H14L16 175L12 177V176H9L8 174H6V178H7V175L9 176L7 179L5 178L6 180L3 179V180H5L6 182L3 181L4 184H2V182H0V183L2 184V186H0V264H50V261H51V260H50V259H51L50 254L52 253V251H54V253H55V249L53 248V241H54V240L58 241L57 239L62 240V242H63V244H62L63 247H64V246H67V247H68V251L71 250V249H70V246H71V240H72L71 238L73 237V235H72L71 233H70V235H68V234H69V233L67 234L68 231L66 232V231H64V230H66V229L68 230L69 227H71L73 224H75V223L72 224V223L70 222V219H72V220H71L72 222H75V221H73V219L75 218L74 215H76L75 213H73L74 210H75V211L78 210V211H79V214H81V216H80V218H79V220H80V221H79L80 224H79V223H76V224L74 225V227H75L76 225L79 224V228H80V227H81V228L78 229V230H80V231H78V232H79L78 234H77V232H76L77 235L75 234V236H74L75 239H74V238H73V239H74L75 242L78 241V242L80 243V244H79V243H78V244L81 245V247H82L83 242H84L83 239H84V238H87V235L82 236V234H83L84 232H86V231L89 230V229H88V230H86V229H87L88 226H90V222L93 223V222L96 221V223H98V221H99L100 223H99L98 225H96V226H98V228H101V229H100V231H97V230H99V229H98L96 226H95L94 228H92V226L95 225L96 223H94L93 225H91V226H90L91 229H92L91 231L93 232L94 229H96L97 232L94 231L95 233H94V232L92 233L91 231H89V232H91L92 234H90V233H88V232H86V234H88V235L90 234L91 237H92V236L94 237L93 234H95L96 238H97V235H98V239H96V240L94 241V240H90V239H91V237H90V239L88 238V239H86L85 241H87V240L92 241L93 243L91 242V245H90V243H89L90 241H88V243H89V245H90L91 247L89 246V247L86 248V247L83 246L82 248L85 249V250H83V249H76L77 251H78V250H79V251H80V250H81V251H82V250L85 251V252H83V253L85 254V256L82 255L83 253H81V255H82L83 258H82L80 255L78 256L77 254H75L76 256H73V254L70 253L73 257H71L70 254H69V256L66 255L67 257H69V259H68V260L66 259V261H64V260H63L64 258L62 257L63 259H62V258H61V259L63 260V263H64V264H71V263H73V264H82V263H83L82 260H84V259H85V261H86V260H87V261L90 260V259H89L90 254L92 253V255H94V253L96 252L97 247H98V249L101 248V246H102V247H105V248H103V249H105V250H107V249H109V248H112V245H113V241H112V233H113L115 230H118V229L122 226V222H123V221H122V219H120V218H121V217L123 218L124 213H125V215H127V213L129 212V211H128V212L126 211V210H128V209H125V208H126V207H125V201H124V198H123V196H122V195L125 196V192H124L123 190H124V188H125L126 186H124V187L122 188V191L124 192V194H123V192H121V189H119V188L117 187V188L120 190V193H121V194H120L119 192H116V195H117V197H119V199H118V201H117L118 204L115 203L116 205H114V201H115V199L110 195L111 193H113V191L110 189V186H109V185H110V182H115V181H114L113 179H111V176H107V175H108V172H106L107 170H105V171L102 170V168L105 169V168H107V166H104L105 168L101 166L100 169H101V171H104V172L106 173V174L104 173L105 176H106V177H105V176H104V177H105L106 179H107V177H108L107 180H109V177H110L111 180H113V181H110V180H109L110 182L107 181V182L109 183V185H108V183H107V184L104 183L106 180L103 181V179H102V178H103V174L100 176V174H101L102 172H100L99 167L97 168V167L95 166V168H96V169H95V168H92V167H94V166H92V167H90L91 165H87ZM116 166H118V165H116ZM131 166H132V165H131ZM207 166H208V165H207ZM228 166H229V165H228ZM6 167H7V166H6ZM22 167H23V166H22ZM24 167H25V166H24ZM51 167L54 169V173H51V172H53V170H51V169H52ZM79 167H80V166H79ZM111 167H112V169H113V168L116 169V172H115L116 175H115V174H112L113 171H112V173H111V170H112ZM124 167H125V166H124ZM203 167H204V166H203ZM203 167H199V169H200V168L202 169ZM208 167H210V166H208ZM208 167H207V168H208ZM260 167H261V166H260ZM2 168H4V167H2ZM9 168H11V166H10ZM9 168H8V169H9ZM19 168H21V167H19ZM30 168H31V167H30ZM148 168H149V167H148ZM254 168H255V167H254ZM6 169H7V168H6ZM27 169H28V168H27ZM56 169H57V168H56ZM61 169H63V171H62ZM74 169H75V168H74ZM80 169H83V168L80 167ZM197 169H198V168H197ZM205 169H206V167H204V173L207 172V171H205ZM224 169H225V168H224ZM0 170H1V169H0ZM3 170H4V169H3ZM25 170H26V169H25ZM30 170H31V171H30ZM36 170H35V173H36ZM60 170H61V171H60ZM68 170H67V171H68ZM140 170H142V169H140ZM202 170H203V169H202ZM206 170H207V169H206ZM4 171H5V170H4ZM22 171H24V170H22ZM29 171H30L31 176H32L34 172L32 171V169H29ZM50 171H51V172H50ZM67 171H66V172H67ZM74 171H75V170H73V172H74ZM83 171H84V173H85V172H86V173H89V172L87 171V169L85 168V170H84V169H83L82 171L80 170V173H79V174L82 175V172H83ZM117 171H118V174H117ZM194 171H195V169H194ZM240 171H241V170H240ZM1 172H2V171H1ZM27 172H28V170H27ZM42 172H43V173H42ZM75 172H76V171H75ZM128 172H129V171H128ZM195 172H197V171H195ZM223 172H224V171H223ZM4 173H8V172H4ZM4 173H2V174H4ZM35 173H34V174H35ZM63 173H64V172H63ZM68 173L72 175V173H70V171H69ZM110 173H111V174H110ZM126 173H127V171H126ZM217 173H218V172H217ZM224 173H225V172H224ZM227 173H228V172H227ZM239 173H240V172H239ZM73 174H74V173H73ZM122 174H123V175H122ZM228 174H229V173H228ZM248 174H249V172H248ZM27 175H28V174H26V177L28 178V176H30V174H29L28 176H27ZM41 175H40V176H41ZM71 175H70V176H71ZM76 175H77V173H75V176H76ZM84 175L87 176L88 174H84ZM84 175L80 176V178H84V177H83ZM89 175H88V176H89ZM118 175H119V176H118ZM128 175H129V174H128ZM200 175H201V174H200ZM224 175H225V174H224ZM239 175H240V174H239ZM249 175H250V174H249ZM256 175H258V174H256ZM21 176H22V174H21ZM31 176H30V177H31ZM35 176H37V174H36ZM38 176H39V175H38ZM43 176H44V177H43ZM55 176H56V175H55ZM58 176H59V175H58ZM64 176H66V173H65V175H63L62 177H64ZM67 176H68V178H69V175H67ZM77 176H79V175H77ZM86 176H85V177H86ZM125 176H127V175H125ZM179 176H180V175H179ZM196 176H197V175H196ZM205 176H206V175H205ZM236 176H237V175H236ZM1 177H2V176H1ZM4 177H5V176H4ZM10 177H11V179H10ZM26 177H25V178H26ZM62 177H61V178H62ZM72 177H73V179L76 178V177H74V176H72ZM72 177H71V178H72ZM100 177H102V178H100ZM132 177H133V176H132ZM145 177H146V176H145ZM221 177H222V176H221ZM225 177H226V176H225ZM12 178H14V179L12 180ZM42 178H41V179L39 178V180H42ZM55 178H56V180H57V177H55ZM77 178H78V177H77ZM88 178H89V177H88ZM118 178H115V180L117 181V180H119V179L122 178V177H120L119 179H118ZM125 178H126V177H125ZM127 178H128V177H127ZM34 179H35V177L33 178V180H34ZM53 179H54V177H53ZM64 179H66V178H64ZM69 179H70V178H69ZM78 179H79V178H78ZM86 179H87V178H86ZM100 179H101V180H100ZM151 179H152V177H150V180H151ZM204 179H205V180L207 179V181H208V178H204ZM225 179H226V178H225ZM8 180H9V181H8ZM14 180H16V181L19 180L20 182H21V181H22V182L24 181L23 183H25L26 186L23 185V184H21L22 182L20 183L19 181H17V182H19V183L21 184V186H20L19 183H18V185L16 184L15 187L12 186L14 182L17 183V182L14 181ZM29 180H32V179H31V178H30V179L28 178V181H29ZM33 180H32V181H33ZM58 180H59V179H58ZM58 180H57L56 182H60V181H61V180H59V181H58ZM70 180H71V179H70ZM76 180H77V179H76ZM95 180H94V181L91 180V181H93L91 184H95V182H96ZM122 180H123V179H122ZM153 180H154V177H153ZM153 180H152V181H153ZM176 180H177V179H176ZM192 180H193V179H192ZM235 180H236V179H235ZM12 181H13V182H12ZM88 181H89V180H88ZM147 181L149 182V178L147 179ZM207 181H205L206 184H207ZM227 181H228V180H227ZM7 182H8V183H7ZM65 182L69 183V181H65ZM65 182H63V183H65ZM76 182H77V181H76ZM117 182H118V181H117ZM131 182H132V181H131ZM32 183H33V182H32ZM52 183L55 184V182H52ZM67 183H66V184H67ZM145 183H146V182H145ZM156 183H157V182H156ZM197 183H198V182H197ZM221 183H222V182H221ZM7 184L9 185L8 187H7ZM11 184H12V185H11ZM29 184H30V183H29ZM57 184H58V183H57ZM57 184H55V185L58 187ZM60 184H62V183H60ZM75 184H77V183H75ZM124 184H125V183H124ZM142 184H143V183H142ZM148 184H149V186H150V189L148 188V189H149V192L152 191L151 189H153V190L155 189L154 191L156 192V185L153 183V184H154V188H153V185H151V182L148 183ZM181 184H182V183H181ZM191 184H192V183H191ZM10 185H11L12 187H11ZM22 185H23L24 187H23ZM33 185H34V184H33ZM62 185H63V184H62ZM68 185H69V184H68ZM68 185H67V186H68ZM107 185L109 186L108 190L110 189V190L108 191V192H110V194H109L110 196H108V197L105 199L104 197H106V194H108V193H105V192L107 191V189H105ZM138 185L141 186L140 184H138ZM197 185H198V184H197ZM4 186H5V187H4ZM19 186H20V188H22V189H20ZM27 186H28V188H27ZM29 186H30V187H29ZM56 186H55V187H56ZM59 186H60V185H59ZM67 186H66V188H67ZM88 186H90V187H92V188H89ZM116 186H118V185H116ZM121 186H122V185H121ZM132 186H133V187H132ZM13 187H14V189H11V188H13ZM16 187H17L18 189L21 190V194H19L20 191L18 192V189H17ZM25 187H26V190H25V191H26V193L28 194V196H27V194H26L27 197L25 196V193H23V192H24V191H23V190H24L23 188H25ZM55 187H54V189H55ZM70 187H71V186H70ZM83 187H86V189H87V187H88V188H89V191H90V189H91V190H92V191H91V194H89L90 192H89L88 190L84 189ZM96 187L98 188L97 193H98L100 196L95 192V191L97 190ZM131 187H132V189H131ZM131 187H130V188H129V187H126V189L129 188V190H131L132 193H134L135 191H137V190H135L134 192L132 191L133 188L135 187V185H131ZM137 187H138V186H137ZM157 187H158V185H157ZM9 188H10V189H9ZM58 188H59V187H58ZM60 188H61V186H60ZM62 188H64V185H63ZM71 188H72V187H71ZM71 188H70V191H71ZM76 188H77V187H76ZM94 188H95L96 190H95ZM141 188H142V187H141ZM141 188H140V190H142ZM143 188L146 189L145 186H144ZM180 188H181V187H180ZM45 189H46L47 192L45 191ZM83 189L86 190L87 192L85 193ZM118 189H116V190H118ZM195 189H196V188H195ZM200 189H201V187H199V190L196 189V191L198 192V191H200ZM237 189H238V188H237ZM10 190H13V191H10ZM16 190H17V192H14V191H16ZM27 190H28L30 193H28ZM49 190H50V189H49ZM52 190H53V189H52ZM55 190L58 191V189H55ZM55 190H53V191H55ZM60 190H63V189H60ZM129 190L126 191V195H127V193H128ZM33 191H35V192L33 193ZM50 191H51V190H50ZM63 191H64V190H63ZM111 191H112V192H111ZM142 191H143V190H142ZM147 191H148V190H147ZM154 191H152V192L154 193ZM186 191H187V190H186ZM13 192H14V193H13ZM44 192H45V193H44ZM93 192L96 193V194H93ZM137 192H138V191H137ZM137 192H136V193H137ZM145 192H146V191H145ZM149 192H148V193H149ZM184 192H185V191H184ZM22 193H23L24 195H22ZM41 193H42V194L44 193V195H45L46 193H47V194H46V196H44V195H42ZM57 193H59V192H57ZM61 193H63V192L61 191ZM61 193H60V194H61ZM54 194H55V193H54ZM60 194H58V195H60ZM69 194H70V193H69ZM87 194L92 195V196L90 197V196L87 195ZM114 194H115V193H114ZM114 194H112V195L115 196ZM130 194H131V193H130ZM130 194H128V195H130ZM138 194H139V192H138ZM141 194H143V193H141ZM154 194H156V193H154ZM86 195H87V196H86ZM169 195H172V194H169ZM176 195H177V194H176ZM230 195H231V194H230ZM21 196H22V197H21ZM23 196H24L25 198H23ZM41 196H43L44 198L41 197ZM60 196H61V195H60ZM68 196H69V197H68ZM74 196L78 199V201H77V199L74 198ZM95 196H96L97 198H96ZM132 196H135V197H136V194H135V195L133 194V195H130V196H125V198H126V197H132ZM173 196H174V195H173ZM173 196H172V197H173ZM250 196H251V195H250ZM56 197H58V196H56ZM87 197H88V198H87ZM93 197L96 198V200H97L98 197H99V200L96 201V200H94ZM109 197H110V198H111V197L113 198V200H114L113 203H112V199H109ZM138 197H140V199H141L143 196L141 197V196L139 195ZM138 197H136V198H138ZM52 198H53V196H52ZM54 198H55V197H54ZM89 198H90V199H89ZM133 198H134V197H133ZM133 198H131V199H133ZM71 199H75V200H76V201L74 202L75 204H76V202H79V201H80V202H79L80 204L78 203L79 205H78L77 207H79V208H78L77 210H76L75 208H72V209H71V208H67V206L75 207V206H72V205H71V204H73V203H71ZM104 199H105V200H104ZM126 199H128V198H126ZM134 199H135V198H134ZM140 199L138 198V200H140ZM49 200H50V198H49ZM68 200H69V201H68ZM106 200L108 201L107 204L105 203V202H107ZM129 200H130V199H128V200H126V201L129 202ZM135 200H136V199H135ZM143 200H144V199H143ZM209 200H210V199H209ZM214 200H215V199H214ZM42 201H40V203H43ZM45 201H44V202H45ZM47 201H48V199H47ZM67 201H68L69 203H67ZM104 201H105V202H104ZM131 201H132V200H131ZM136 201H137V200H136ZM189 201H190V200H189ZM57 202H58V201H57ZM72 202H73V200H72ZM115 202H116V201H115ZM133 202H134V201H133ZM66 203H67V206L63 207ZM126 203H127V202H126ZM142 203H144V201H143ZM145 203H146V202H145ZM145 203H144V204H145ZM159 203H160V202H159ZM179 203H180V202H179ZM205 203H206V202H205ZM45 204H46V202H45ZM57 204H59V205H57ZM127 204H128V203H127ZM127 204H126V206H127ZM139 204H141V202H140ZM153 204H154V203H153ZM181 204H182V203H181ZM184 204H185V203H184ZM186 204L188 205V200L186 201ZM61 205H62V207H63L64 209H63V208L60 209ZM76 205H77V204H76ZM141 205H142V204H141ZM141 205H140V206H141ZM145 205H146V204H145ZM46 206H45V207H46ZM58 206H59V208H58ZM143 206H144V205H142L141 207H143ZM156 206H157V205H156ZM48 207H49V208H48ZM56 207L58 208V209H57L58 211H56ZM77 207H76V208H77ZM87 207H89L91 210H90L89 208H87ZM40 208H41V207H40ZM65 208H66V209H65ZM30 209H31V210H30ZM68 209H69V210H68ZM86 209H87V210H86ZM156 209H157V208H156ZM177 209H178V208H177ZM33 210H34V209H33ZM62 210H63V211H62ZM70 210H71V211H70ZM72 210H73V211H72ZM140 210H141V209H140ZM142 210H144V209H142ZM60 211H62V212H60ZM67 211H68V212H72L74 218H72V215H70L71 213L69 214V213H67ZM75 211H74V212H75ZM165 211H166V210H165ZM168 211H169V210H168ZM174 211H175V210H174ZM181 211H182V210H181ZM65 212H66L65 215H67V216L64 215ZM134 212H135V211H134ZM150 212H151V211H150ZM41 213H42V214H41ZM129 213H130V212H129ZM129 213H128V215H127L128 219H130L129 216L131 217V213H130V214H129ZM158 213H160V212L158 211ZM164 213H165V212H164ZM181 213H182V212H181ZM186 213H187V212H186ZM43 214H44V215H43ZM102 214H103L104 216H103ZM176 214H177V213H176ZM208 214H209V213H208ZM68 215H69V216H68ZM99 215H101V217L103 216V218L100 219V218H99V217H100ZM125 215H124V218H125ZM135 215L138 216V215H137V212H136ZM141 215H142V214H141ZM155 215H156V214H155ZM162 215H163V214H162ZM186 215H187V214H186ZM70 216H71V218H69ZM118 216H119L120 218H117ZM136 216H132V217H131V218H132L131 220H128L127 217H126V220H128V221H130V222H133V221H132L133 218L137 219V218L142 217V216H139V217H136ZM143 216H144V215H143ZM165 216H166V215H165ZM172 216H173V215H172ZM189 216H190V215H189ZM150 217H151V216H150ZM156 217H157V216H156ZM199 217H200V216H199ZM124 218H123V219H124ZM144 218H145V216L143 217V219H144ZM174 218H175V217H174ZM180 218H181V217H180ZM205 218H206V217H205ZM68 219H69V220H68ZM117 219H118V220H121L122 222H121V221H117ZM140 219H141V218H140ZM140 219H138V220H140ZM159 219H160V218H159ZM170 219H171V217H170ZM74 220H75V219H74ZM97 220H98V221H97ZM138 220H136V221H137L139 227H138V225H136V223H135L136 221H135V220H134V221H135L134 224H135L136 226H135V225H134V226H135V229H136V227H138L139 229H138V228H137V229H138L139 231H136L135 229H134V231H131V232H132V233H131V239H130V236H129L130 234H128V233H130V231L124 234V235L128 234V235H127V236H129L128 238L126 237L125 239H123L125 236L122 235V236H124V237L122 238V241H121V242H120V240H121L120 238H119V239H120L119 241H117L118 239H116L117 243H118V242H119V244L121 243V248H120V250L122 249V245L125 246V245L127 244V242H129V241H132V243L130 242V244H134V243L136 244L137 241L135 242V240L140 239V238H142V240H143V237H142V236H143V235L145 236V234H146L145 231H147V229H148L150 226L148 225V224H149V223H148L147 225H148L149 227H148V228H147V227H144V226H145V225H144V224H145V221L147 222V220H148L147 218H146L145 220H143L144 223H143L142 220H140L139 222H142L141 225H143V228H145V230H144V229L141 227V225L139 224ZM68 221L70 222L71 225L68 226V228H67L66 225L69 224ZM151 221H152V220H151ZM172 221H174V220L172 219ZM148 222H149V221H148ZM67 223H68V224H67ZM169 223H170V222H169ZM174 223H175V222H174ZM81 224H82V225H81ZM171 224H172V223H171ZM63 225H64V227H62ZM126 225H127V224H126ZM59 226H60V227H59ZM99 226H101V227H99ZM130 226H131V224H130ZM168 226H169V225H168ZM72 227H73V226H72ZM74 227L72 228L73 230H75ZM115 227H116V228H115ZM124 227H125V226H124ZM161 227H162V226H161ZM65 228H66V229H65ZM105 228H106V229H105ZM107 228H110L109 231H110L111 228H112V231H110V233L107 232V231H105V230H108ZM117 228H118V229H117ZM141 228L143 229V232H144V233L142 232ZM146 228H147V229H146ZM62 229H63V230H62ZM127 229H128V227H127ZM127 229H126V230H127ZM149 229H150V228H149ZM149 229H148V230H149ZM151 229H152V228H151ZM151 229H150V231H151ZM85 230H86V231H85ZM119 230H120V229H119ZM130 230H131V229H130ZM140 230H141L142 233L140 232ZM176 230H177V229H176ZM63 231L66 232V233H64ZM71 231H72V230H71ZM76 231H77V229H76ZM122 231H123V230H121V232H122ZM152 231H154V230H152ZM69 232H70V230H69ZM117 232H119V231H117ZM134 232H135V233H134ZM136 232H137V233H140V235H141V234H143V235H141V237L138 236L139 234L136 235V236H134L135 234H137ZM184 232H185V231H184ZM97 233H98V234H97ZM114 233H115V232H114ZM122 233H123V232H122ZM147 233H148V231H147ZM171 233H172V232H171ZM177 233H178V232H177ZM63 234H64V235H63ZM65 234H67V236H66ZM71 235H72V237L70 238ZM64 236H65V237H64ZM154 236H155V235H154ZM157 236H158V235H157ZM162 236H163V235H162ZM82 237H83V239H82ZM88 237H89V236H88ZM93 237H92V239H94ZM133 237H135L136 239L134 240ZM137 237H139V238H137ZM169 238H170V237H168V239H169ZM144 239L146 240L145 237H144ZM113 240H114V239H113ZM128 240H129V241H128ZM116 241L114 240L115 243H116ZM140 241H141V239H140ZM140 241L138 240V242H140ZM33 242H36L35 244H36V245L38 244L39 247L35 245V247H38V248H34V249L31 248V247L33 246ZM133 242H134V243H133ZM143 242H145V241L143 240ZM31 243H32V245H31ZM84 243H85V242H84ZM86 243H87V242H86ZM140 243L143 244V246H144V244H145L146 242H145V243L140 242ZM119 244H118V245H119ZM135 244H134V245H135ZM21 245H23L24 248L26 247V248H25L26 251H24L23 254L21 253V254H20L21 256L19 255V256H20L19 258H17V257L15 256V257H13V258H14V259H13V258H12V254H13L12 251L14 250V252H15V250L17 249L16 247H20ZM24 245H25V246H24ZM29 245H30V246H29ZM62 245H61V246H62ZM137 245H139V243L136 244L135 247H136ZM176 245H177V244H176ZM113 246H114V245H113ZM131 246H132V245H131ZM143 246H142V248H143ZM172 246H173V245H172ZM33 247H34V246H33ZM79 247H80V246H79ZM79 247H77V248H79ZM135 247H134V248H135ZM15 248H16V249H15ZM71 248H72V247H71ZM88 248H89V249H88ZM114 248H115V247H114ZM123 248H124V247H123ZM127 248H128V245H127ZM132 248H133V247H132ZM136 248H137V250L139 249L141 252L143 251V250L140 249V246H139V247H136ZM136 248H135V249H136ZM175 248H176V247H175ZM19 249L22 251L23 248L21 249V247H20V248H18V250H19ZM98 249H97V250H98ZM101 249H102V248H101ZM117 249H119V248H116L115 250H117ZM130 249H131V248H130ZM130 249H129V251L127 250V252H130ZM58 250H59V251H58ZM58 250L56 251V253L58 252L59 254H61V251H64L63 248H61V250H60V248H58ZM73 250H74V249H73ZM105 250H104V252L101 250V251H102V254L104 255V257H106V256H105L106 254H104V253L106 252ZM120 250H119V251H120ZM137 250H134V251H137ZM77 251H76V252H77ZM107 251H110V252H111L112 249H111V250L109 249V250H107ZM125 251H126V247H125V249H122L121 252H120L121 254H120V253H119V254H120L122 257L124 256L125 258H127V255H128V254L126 255L127 252H125ZM131 251H133V249H131ZM178 251H179V250H178ZM9 252H10V253L12 252V253L10 254ZM17 252H18V251H17ZM17 252H16V253H17ZM70 252H71V251H70ZM76 252H75V253H76ZM117 252H118V250H117ZM117 252H116L115 254H117ZM146 252H147V251H146ZM162 252H163V251H162ZM179 252H180V251H179ZM58 253H57V255H59ZM73 253H74V252H73ZM79 253H80V252H79ZM99 253H100V251H98V253H96L94 259H97V258L99 259V258H100V256H101L102 254L97 255V254H99ZM106 253H108V252H106ZM113 253H114V252H113ZM133 253H134V252H133ZM133 253L131 252L130 255L132 254V256H133ZM139 253H140V252H139ZM144 253H145V252H144ZM6 254H8L7 257L9 256V257L12 258V259H8V258H7V259H4V258H6V257H5ZM119 254H117V255H119ZM134 254L137 255V253H134ZM142 254H143V252H142ZM181 254H182V253H181ZM10 255H11V256H10ZM17 255H18V254H17ZM45 255H47V258H46V259L43 258V256H45ZM54 255H56V254H54ZM135 255L133 256V258L135 257V258L133 259V260H134V263H135V262H138V263H139L140 261H138V260H136V259L138 258V256H141V254H140V255L138 254V255H137V258H136ZM145 255H146V254H144V256H145ZM13 256H14V254H13ZM59 256H61V255H59ZM98 256H99V257H98ZM121 256H119V257H120V261H121V259H123ZM142 256H143V255H142ZM45 257H46V256H45ZM54 257H55V256H54ZM54 257H53V258H54ZM70 257H71V259H70ZM80 257H81V258H80ZM93 257H94V256H91V259H92ZM102 257H103V256H102ZM129 257H131V256H129ZM145 258H146V257H145ZM3 259H4V260H3ZM72 259H73V260H72ZM98 259H97V260H98ZM100 259H101V258H100ZM104 259H107V258H104ZM111 259H112V258H111ZM129 259H130V258H129ZM131 259H132V258H131ZM138 259H141V260H142V258H138ZM143 259H144V258H143ZM146 259H147V258H146ZM26 260H27V261H26ZM55 260H56V259H54L53 261H55ZM62 260H60V261H62ZM70 261H73V262H70ZM91 261H92V260H91ZM91 261H90V263H89V261H88V263L91 264ZM94 261H95V260H93V263H94ZM99 261H100V260H99ZM123 261H124V259H123ZM55 262H56V261H55ZM55 262H54V263H55ZM107 262H108V260H107ZM124 262H125V261H124ZM63 263H62V264H63ZM85 263H86V262H85ZM103 263H104V261H103ZM111 263H112V262H111ZM119 264H120V263H119ZM121 264H122V262H121ZM135 264H136V263H135Z\"/></svg>",
    "mask_w": 264,
    "mask_h": 264
}]
</instances>
